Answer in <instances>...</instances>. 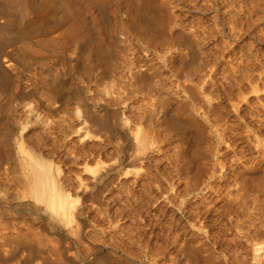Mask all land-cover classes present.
Segmentation results:
<instances>
[{"label":"rangeland","instance_id":"obj_1","mask_svg":"<svg viewBox=\"0 0 264 264\" xmlns=\"http://www.w3.org/2000/svg\"><path fill=\"white\" fill-rule=\"evenodd\" d=\"M176 1V2H175ZM186 1V3H184ZM173 0L174 2V6H178L176 7V11L178 12V18L176 19V26H172V28L168 29V33H167V38L160 40L161 43L159 41L155 42L156 46L154 44L150 45V49L153 50L154 52H156V54L161 55L162 56H153L152 58H150V64L151 67L155 70L159 72V76L156 78V80L159 82V84L163 83L164 84V89L161 93L159 92H152L154 93L153 98H151L150 100H152L153 103H159L161 102L162 98L160 94L163 95H168L169 97V101L171 103L172 107H176V106H186L189 107V111L192 110L195 114V116L197 117V119L199 120V122H201V125H199L198 128L201 129V135H199L197 133L198 129L197 127H192L191 125L188 126L187 128L189 130L186 129L185 131V135L184 138H182V135L176 132L175 129L170 128L168 126H166L161 118L156 115L154 112H159L161 110V112H166L167 109H169V111L167 110V112H170V107L171 106H159L161 105L160 103L157 105L155 104H151V102L147 101V100H143L146 99L144 95V90L141 88V86L135 82L136 85H134V81L132 80V78L129 80H127V83H132V84H127L126 85V91H125V95L127 96L129 93V98L128 101H125L123 104H118L117 105H113V107H110V110H118L120 113V117L122 115L121 118L125 119H121L119 117V119L114 120V122L111 121V124L113 126V128H115V130L113 129L112 131H109L107 129V132L105 131V129L101 130L100 128H96L97 126H93L95 131L93 130L92 125L88 124L87 129H83L82 133L85 135L83 136L81 133V131H79L80 133L78 134L76 132L77 129L76 128V124L73 122L72 123H68L69 125L67 126H71V128L68 129V127H66L67 129L63 128L61 131V129L56 125V123L53 121H48V118L45 119L43 118V122L40 129H37L36 132L34 133L33 136L27 138L26 136L29 135V133H31V129L33 130V127L30 126V123L28 122H24L21 127L18 129V137L20 139L21 145L23 147V149L26 146V149L30 152L33 153H39L42 154L44 156L45 159L49 160V162H51L53 164V166L56 169V186H57V190H58V194L63 196L64 200H61L60 202H62L64 204V207L67 209L66 215L63 217L61 214L58 213L57 208L56 210L53 211V215L54 217L52 218L51 216H49L44 208V204L42 202H37L36 200L28 197L27 195H25L24 191V187L23 184L20 181V176L22 174V171L20 169L19 166L16 167V162L14 161H10L9 160V168L8 166L5 167L7 168V172L5 175L2 174L3 171H1V175H0V209H1V213H0V220L3 221V218L6 220V218L8 220L1 222L0 221V226H2L3 224L4 226H7V228L2 227L3 229H7V230H1L5 233V235H12V236H16L19 235L23 232L27 233L28 232H35L39 234V238L42 239L44 238L45 240H42L40 243V246L42 251H46L48 256L46 257V253L44 254L40 248L39 244L37 245H33L30 247L28 245L25 246V244H21L22 247L18 245H16V248H18V250L16 251L15 248V244L16 242H10V241H4V239L2 241H4L3 244L0 240V242L4 245L2 246V244H0V252L1 255L4 254L2 253L3 250H5L6 253V257H4V262H2L0 260V264H43L44 260H46V263L48 264H62V263H67V264H88L90 261H93L94 258L97 256H101V254L103 255L104 253H106L107 255L110 253V249H111V253L115 256H113V259L111 260V263L114 261H116L115 257H117V259L119 258V260L116 262V264H122L125 260L126 264H192L190 261L186 262H179V257L181 256V258L183 257L180 252L179 248L180 246L184 247L185 245V238L188 239V237H191L193 234L196 235L195 238L198 241H203L204 243H206L208 245L207 249L208 252L203 253L201 256L202 257H206V256H210L212 257V259H210L211 262H209L208 264H264V108H262V106H264V99H262V97H264V83L260 84L257 82V84H253V82L249 85L251 86H246V84H244V82L242 84H240V78L238 77H242V75H251V74H259L260 76L264 75V51L261 50L264 49V43L261 42V40L259 38H257V36L254 35V33L252 32L251 36L246 35L244 36L242 34V30L241 28H243L242 24L240 23L239 20L236 21V23L233 24H228L223 23L224 19L223 17L219 16V20L218 19H212L211 18V13H207V15H203L201 14L199 11V7L200 4L198 2V0H190V3L187 1L189 0ZM201 1V0H199ZM232 2H234V0H231ZM182 2V3H181ZM195 2V3H194ZM229 3V7L234 8L235 10L237 8H239L238 10L241 12L242 8L238 7V1L235 0V2L237 3ZM179 3V4H178ZM199 4V7L197 4ZM201 3V2H200ZM189 6H188V5ZM194 6H193V5ZM197 6H196V5ZM192 5V8H194L197 11H194V9L192 10V8L190 7ZM236 5V7L234 6ZM234 6V7H233ZM198 7V8H197ZM178 8V9H177ZM190 10H189V9ZM181 9V10H180ZM184 10V12H183ZM186 10V11H185ZM179 11H182V13H180ZM237 11V10H236ZM186 12L188 14H186ZM238 12V11H237ZM239 12V13H240ZM181 16H180V15ZM194 14V16H193ZM185 15V16H183ZM192 17H191V16ZM200 15V16H199ZM180 16V17H179ZM182 16L185 18V22L183 21L184 18H182ZM199 16V17H198ZM209 16V17H207ZM194 17L196 18L194 20ZM198 17V18H197ZM205 17V18H204ZM182 18V19H181ZM212 20H211V19ZM221 18V19H220ZM223 18V19H222ZM190 21H189V20ZM201 19V20H200ZM207 19V20H206ZM178 20V21H177ZM180 20V21H179ZM200 22H198V21ZM211 20V24H209L210 26H215L217 24V26L210 27L208 25V22L210 23ZM182 21L184 22V24L182 23ZM196 24L199 25V27L204 28V31H200L201 29L197 30L198 25L194 24V22ZM192 22V23H190ZM198 22V23H197ZM205 22V23H204ZM213 22V23H212ZM221 22V23H220ZM181 23V24H180ZM203 25H200L202 24ZM223 23V24H222ZM183 24V26H182ZM204 24H206L204 26ZM215 24V25H214ZM221 24V25H220ZM227 24V25H226ZM236 24V25H235ZM237 24H240L237 25ZM187 25V26H186ZM191 25V26H190ZM190 26V27H189ZM220 26V27H219ZM228 26V27H227ZM254 26V24L252 25V27ZM178 27V28H177ZM188 27V28H187ZM208 27L210 29H208ZM219 27V28H218ZM231 27V28H230ZM235 27V28H234ZM238 27V28H236ZM182 28V29H181ZM184 28V29H183ZM186 28V29H185ZM193 28V29H192ZM196 28V29H195ZM222 30H221V29ZM230 28V29H229ZM180 29L183 32H185L184 34H186V32H188V35L182 38L181 41H179L178 43H176L173 39L172 41V37L173 33L175 30ZM187 29H189L187 31ZM191 29V30H190ZM214 29V30H213ZM224 29V30H223ZM232 29V30H231ZM233 29H235L236 33L234 37L236 39L230 37L233 33H235L233 31ZM195 30V31H194ZM203 30V29H202ZM217 32H216V31ZM221 30V31H220ZM239 32H238V31ZM170 31V32H169ZM191 31V32H190ZM228 31V33H227ZM230 31H233L230 32ZM257 31V30H256ZM172 32V33H171ZM199 32L200 34H197V37L199 36V38L203 39V40H199V38L196 37V34ZM220 32V33H219ZM224 32V33H223ZM226 32V33H225ZM194 35H192V34ZM203 33V34H202ZM212 33V35H211ZM217 33V34H216ZM231 33V35H229ZM258 33V32H257ZM202 34V35H201ZM210 35V38L208 37V35ZM216 34V36H215ZM172 35V36H171ZM192 35V36H191ZM220 36V37H218ZM229 36V37H228ZM243 36V37H242ZM253 36V39H252ZM133 37V38H132ZM187 37V38H185ZM193 37V38H192ZM207 37V39H206ZM212 37V38H211ZM222 37L224 39H222ZM228 37V39H226ZM251 37V38H250ZM126 39L128 40V42H130L132 47L138 46L139 44H141L142 42L139 39H135L134 36H128L125 35L124 37H122V39ZM130 38V39H129ZM197 38V39H196ZM217 40H222L221 44H223L224 41V45L226 46V48L224 47V45L219 46V42L216 41ZM219 38V39H218ZM245 38V41H244ZM134 39V40H133ZM186 39V40H185ZM196 39V40H195ZM207 41H206V40ZM260 40V42L257 41ZM130 40V41H129ZM189 43H186L188 42ZM193 40V42H192ZM197 40L199 41H203L205 43H200L199 41L197 42ZM231 42H229V41ZM243 40V41H242ZM247 40L249 43H247ZM252 42H251V41ZM255 40V41H254ZM185 41V43H184ZM210 41V42H209ZM211 41L214 43V41L218 42L219 44L217 45L216 43H214V49L213 46L211 44ZM227 41V42H226ZM239 43H238V42ZM133 42V43H132ZM168 42V43H167ZM233 42V43H232ZM242 42V43H240ZM258 44V46L254 47ZM256 42V43H255ZM200 43V44H199ZM235 43V44H234ZM238 43V44H237ZM247 43V44H244ZM250 43H252L253 45H250ZM262 43V44H261ZM166 45V46H161V45ZM184 44V45H183ZM187 44L192 45V46H187ZM238 46H237V45ZM158 45H160L162 48H164L163 50L161 49V47H158ZM209 45H211L209 47ZM236 45V46H235ZM242 47L241 50L240 46ZM247 45V46H245ZM250 45V46H249ZM194 46V47H193ZM197 46V48H195ZM208 46V47H207ZM216 46V47H215ZM219 46V47H218ZM225 49L222 50L223 47ZM252 46V47H251ZM262 46V47H261ZM152 47V48H151ZM155 47V48H153ZM167 50H166V48ZM190 47V48H189ZM192 47V48H191ZM204 47V48H203ZM222 47V48H221ZM234 49H232V48ZM240 47V48H239ZM245 47V48H243ZM247 47V50H246ZM251 47V48H248ZM161 50H158V49ZM181 48V50H180ZM200 50H199V49ZM208 48V49H206ZM220 49V51H218ZM228 48V49H227ZM232 50H230V49ZM254 48L258 49V51H254ZM142 48H140L141 50ZM177 49V50H175ZM180 51H179V50ZM206 49V51H205ZM213 51V52H211ZM217 49V51L215 50ZM250 49V50H249ZM168 51V53L166 51ZM185 50V51H184ZM202 50V51H201ZM209 52H208V51ZM218 52V54L216 55L215 52ZM230 50V51H229ZM252 50L253 53L257 52L256 55L255 53L252 54ZM160 51V52H159ZM184 51V52H182ZM195 51V52H194ZM205 51V53H204ZM226 51V52H225ZM236 51V53L234 52ZM241 51V52H238ZM251 51V52H250ZM202 52V53H201ZM211 52V53H210ZM223 52V54H222ZM226 55H225V53ZM243 52V53H242ZM245 52V54H244ZM176 53V54H175ZM179 53L183 54L185 57L184 60V67H175L173 66V63L170 64L167 63L166 61H164V57L165 56H171L172 55H178ZM195 53V54H194ZM210 53V54H209ZM213 53V54H212ZM222 55H221V54ZM241 53V54H240ZM165 54V56H164ZM205 54V55H204ZM216 55L215 57L212 55ZM233 54V55H232ZM241 56L246 55L249 56L247 58L243 56L240 58L239 55ZM260 54V55H259ZM191 55L194 59V61L192 60ZM202 57H201V56ZM207 55V58H206ZM228 55L227 58L224 57ZM235 55V56H234ZM251 55V56H250ZM253 55V56H252ZM196 56V57H195ZM231 56V57H229ZM238 57L240 59H238L236 57V60L234 57ZM257 56V58H255ZM161 57V58H160ZM201 57V58H200ZM205 57V58H204ZM212 59H211V58ZM214 57V58H213ZM223 57V58H222ZM234 58V59H230V58ZM251 57V58H250ZM261 57V62L260 59ZM196 58V60H195ZM204 58V59H203ZM220 58V59H219ZM253 58V59H252ZM155 59V60H154ZM192 60V62L190 60ZM199 59V60H198ZM203 61H202V60ZM214 59V60H213ZM223 59V60H221ZM252 59V60H251ZM201 60V61H200ZM206 60V61H205ZM227 60V61H226ZM240 60V63H238L237 61ZM249 60V61H248ZM254 60V61H253ZM154 61V62H153ZM158 61V63H157ZM190 63H189V62ZM213 61V62H212ZM216 61H218L216 63ZM223 61V62H222ZM237 62V64H235V62ZM248 61V62H247ZM157 64H156V63ZM194 62V63H193ZM200 62V63H199ZM206 62V63H205ZM207 62L213 64V65H207ZM215 62V64H214ZM221 62V63H220ZM228 62V63H227ZM234 62V63H232ZM246 62V63H244ZM256 62V63H255ZM165 63V64H164ZM192 63V64H191ZM199 63V64H198ZM204 63V64H203ZM221 65H220V64ZM227 63L229 64L231 67L233 64L234 68V64L235 67H240L238 68L239 70H241L242 73H240V71L237 68H234L233 71H229L227 72L228 74L223 76L226 73H223L225 71L229 70V65L228 66H224V64ZM249 63V65H248ZM251 63V65H250ZM253 63V64H252ZM167 64V66H166ZM190 64V65H187ZM225 64V65H227ZM245 64L247 66H245ZM153 65V66H152ZM161 65V66H160ZM207 65V67L205 66ZM216 65V66H215ZM220 65V67H219ZM238 65V66H236ZM258 68H256V66ZM261 65V66H260ZM155 66V67H154ZM159 68H158V67ZM209 66V67H208ZM224 66V68H223ZM247 67L246 69H242L243 67ZM249 66V68H248ZM188 67V68H186ZM215 67V68H213ZM220 69H218V68ZM222 67V68H221ZM228 67V68H227ZM261 67V68H259ZM157 68V69H156ZM163 68V69H162ZM176 68V69H175ZM194 68V70H193ZM201 68V69H200ZM207 68H211V69H207ZM213 68V69H212ZM226 68V69H225ZM231 68V69H232ZM256 68V69H255ZM176 70V72L173 71ZM198 69V70H197ZM207 69V70H205ZM222 69V71H221ZM225 69V70H224ZM228 69V70H227ZM249 71H248V70ZM255 69V70H254ZM161 70V71H160ZM199 70H203L201 73ZM210 70L211 73H210ZM214 70V71H213ZM217 70L219 72H217ZM163 71V72H162ZM197 71L199 73H197ZM207 71V72H206ZM237 71V72H235ZM259 71V72H258ZM151 72V71H150ZM195 72V73H194ZM206 72V74L204 73ZM210 74H209V73ZM222 72V73H220ZM235 72V73H232ZM255 72V73H254ZM149 73V72H148ZM163 73V74H162ZM171 73V74H170ZM216 73V74H214ZM231 76H230V74ZM237 73V74H236ZM167 74V75H166ZM209 74V75H208ZM219 74V75H217ZM235 74V75H234ZM162 75V76H161ZM168 77H166V76ZM196 75V76H195ZM201 77H199V76ZM204 75V76H203ZM208 80H207V78ZM212 75V76H210ZM216 77H214V76ZM233 75V77H232ZM238 75V76H236ZM197 77V79L195 77ZM219 76V77H218ZM229 76V77H226ZM236 76V77H235ZM165 77V78H164ZM171 77V78H170ZM199 77V79H198ZM204 77V78H202ZM211 79H210V78ZM223 77V79H221ZM225 78H228L226 81L224 80ZM264 77V76H262ZM163 78V79H162ZM168 78V79H167ZM194 80H193V79ZM206 78V79H205ZM215 78V80L213 79ZM231 78V79H229ZM235 78V79H233ZM162 79V80H160ZM167 79V80H165ZM171 79V80H170ZM176 79V80H175ZM184 81H183V80ZM203 79L204 83L201 81ZM219 79V81H217ZM238 79V81H237ZM174 80V82H172ZM179 80V82H177ZM183 82H182V81ZM201 81V84H199V82ZM205 80H207L205 82ZM213 80V81H212ZM223 80V83L226 82L225 84H227V82L230 80L231 82H228L227 85H223V83H221ZM237 82H236V81ZM162 81V82H160ZM168 81V83H167ZM171 81V84H170ZM176 81V83H175ZM180 81L183 83H180ZM194 81V82H192ZM212 81V82H211ZM191 82V83H190ZM209 82V83H208ZM217 82V83H216ZM235 84H231L234 83ZM256 82V81H255ZM166 83V84H165ZM173 83V84H172ZM198 83V84H197ZM215 83V85L213 84ZM219 83V84H218ZM239 83V84H238ZM168 84V85H167ZM195 84V85H194ZM218 84V85H217ZM253 84V85H252ZM132 87H131V86ZM165 85H167V88ZM170 85V86H169ZM187 85H189L187 87ZM191 85V86H190ZM192 85H193V89H192ZM198 85V87H196ZM217 85V86H216ZM221 85V86H220ZM231 87H230V86ZM233 85V86H232ZM235 85V86H234ZM254 85L256 86V90H254ZM258 85V86H257ZM261 85V86H260ZM130 86V87H128ZM133 86L135 87L136 90H134ZM161 86V85H160ZM176 86V87H175ZM179 86V87H178ZM185 86V87H184ZM208 86V87H207ZM215 86L217 88V92H216V88L214 89ZM228 88H227V87ZM253 86V88H252ZM180 89H178V88ZM189 87H191V89H189ZM195 87V88H194ZM219 87L221 89H223V92L221 90H218ZM225 87V88H224ZM241 87L243 89H241ZM133 88V90L131 89ZM162 88V86H161ZM188 88V89H187ZM208 88V89H207ZM232 90H230V89ZM236 88V91H235ZM240 88V89H239ZM248 88V90L246 91V89ZM253 89L250 91V95H248L247 93H249V90ZM133 91H131V90ZM173 89L176 90L175 92H173ZM184 89V90H183ZM231 91V92H229ZM172 90V91H171ZM178 90V91H177ZM180 90V91H179ZM189 90V91H188ZM193 90V91H190ZM209 90V91H208ZM225 90V91H224ZM237 90H239V92H237ZM262 90V91H261ZM129 91V92H127ZM131 91V92H130ZM136 91V92H135ZM161 91V90H160ZM188 91V92H187ZM228 91V92H227ZM244 91V92H243ZM135 92V93H134ZM141 92V93H140ZM143 92V93H142ZM181 92V94H180ZM193 92H195L194 94L195 97L197 96L199 98V100H197V97L194 98V95L192 94ZM226 92V93H224ZM234 92H237L236 95L237 98H239L240 100L244 97L246 99H242L240 102L239 100L237 101L236 99V95ZM246 92V94H244ZM254 92V93H253ZM140 93V94H138ZM165 93V94H163ZM172 93V94H171ZM174 93V94H173ZM180 95H179V94ZM198 93V94H197ZM234 93V94H232ZM242 95H240V94ZM258 93V95H257ZM131 94V95H130ZM136 94V95H135ZM143 94V95H142ZM176 94V95H175ZM178 94V97H176ZM217 96H216V95ZM222 94V96H221ZM253 94V95H252ZM255 94V95H254ZM262 94V95H261ZM124 95V97H125ZM166 95V96H167ZM215 95V96H214ZM218 95L220 97H218ZM234 98L236 99H231L230 98ZM247 95V96H246ZM253 97H252V96ZM260 95L262 96L261 98ZM140 96V97H139ZM142 96V97H141ZM163 96V97H166ZM172 96V97H171ZM182 96V98H181ZM225 96V97H224ZM227 96V97H226ZM243 96V97H242ZM258 96V97H257ZM132 97V98H131ZM137 97V98H136ZM229 97V98H228ZM242 97V98H240ZM252 97V98H251ZM256 97V98H255ZM138 98L141 99L142 101L141 104L136 103L138 102ZM175 98V99H174ZM179 98V100H178ZM192 98H194L195 100H193ZM213 98V99H212ZM224 98V99H223ZM228 98V99H227ZM259 98V99H257ZM131 99V100H130ZM137 99V100H136ZM227 99V100H226ZM250 99V100H249ZM254 99V102H252ZM127 100V99H126ZM133 100V102H132ZM178 100V102H177ZM214 100V101H213ZM224 102H222V101ZM226 100V101H225ZM233 100V101H230ZM235 100V101H234ZM247 100V101H246ZM252 100V101H251ZM259 100V101H258ZM20 101V100H18ZM136 101V102H135ZM147 101V102H144ZM173 101H175L173 103ZM221 101V102H220ZM237 101V102H236ZM243 101V102H242ZM251 101V102H250ZM256 101V102H255ZM261 101V103H260ZM149 102V103H148ZM189 102V104H187ZM199 102V103H198ZM232 102H236V103H232ZM239 102V103H238ZM249 102V103H248ZM259 102V104L257 103ZM130 103V104H129ZM145 104L144 105L142 104ZM148 103V104H147ZM221 103V104H220ZM252 105H251V104ZM257 105H256V104ZM127 104V105H126ZM138 106H137V105ZM246 104V105H245ZM132 106V108L134 109H130ZM136 105V106H135ZM151 110H150V106ZM225 105V106H224ZM241 105V106H240ZM244 105V106H243ZM250 105V107H249ZM254 105V107H253ZM262 105V106H260ZM127 106V108H126ZM144 108H143V107ZM149 106V107H148ZM159 106V107H158ZM193 106V107H192ZM243 106V107H242ZM248 106V108L246 109V107ZM252 106V107H251ZM259 106V107H258ZM130 107V108H129ZM138 107V108H136ZM162 107V108H161ZM168 107V108H167ZM222 107V108H221ZM228 107V108H227ZM242 107V108H241ZM256 107V108H255ZM258 107V109H257ZM149 109L150 111L146 110ZM153 108V109H152ZM159 110V111H157ZM161 108V109H159ZM239 108V109H237ZM244 108V109H243ZM255 108V110H253ZM262 108V109H261ZM126 109V110H125ZM128 109V110H127ZM138 109V110H137ZM155 109V111H154ZM163 109V110H162ZM218 109V111H217ZM228 109V110H227ZM237 109V110H236ZM251 109V110H250ZM258 111H257V110ZM79 109L75 106L73 108V112L74 111H78ZM125 110V112H124ZM141 110V111H140ZM222 112H221V111ZM232 110V111H231ZM246 110H248L247 112H245ZM262 110V112H261ZM148 113H147V112ZM244 111V113H243ZM251 111L253 112L252 114ZM258 113H257V112ZM127 112V113H126ZM132 112V113H130ZM143 112V113H142ZM153 112V114H152ZM200 112V113H199ZM127 114L128 116H126L125 114ZM130 113V114H129ZM137 113L139 117H134L135 115L137 116ZM151 113V116L149 115ZM240 113V114H239ZM241 113L243 115L249 114L250 116H255L253 118V120L255 122H253V120L251 121V117L249 115L243 116L241 115ZM257 113V114H256ZM261 113V114H260ZM132 114L134 116H132ZM140 114H144V116H140ZM239 114V115H238ZM259 114V115H258ZM131 115V116H129ZM146 115V116H145ZM157 117H156V116ZM221 115V116H220ZM242 117H241V116ZM224 116V117H222ZM259 116H262L261 118ZM128 117V118H127ZM130 117V118H129ZM131 117H133L132 121H130ZM141 117V118H140ZM145 117V118H144ZM235 117V118H234ZM245 117V118H244ZM247 117V119H246ZM250 117V118H249ZM256 117H259V119H256ZM54 118H50V120H52ZM147 121H146V120ZM159 119V120H158ZM213 119V120H212ZM249 119V120H248ZM47 120V121H46ZM136 120V121H135ZM154 120V121H153ZM229 120V121H228ZM248 120V122H247ZM262 122H261V121ZM122 121H125V123H123ZM145 121V122H144ZM150 123H149V122ZM214 121V122H213ZM232 121V122H231ZM49 122V123H48ZM119 122V123H118ZM143 122V123H142ZM261 122V124H260ZM47 123V124H46ZM123 123L124 127H126V129L122 126ZM132 123V124H131ZM254 123V124H253ZM71 124V125H70ZM118 124V125H117ZM137 124V125H136ZM253 124V125H252ZM45 125L48 126V129L45 128ZM56 125V126H55ZM76 125V126H74ZM117 125V126H115ZM121 125V126H119ZM146 126V129L145 128ZM50 126V127H49ZM74 129L73 130V127ZM138 126V127H137ZM260 126V127H259ZM31 127V128H30ZM55 127V128H54ZM58 127V128H57ZM78 127V126H77ZM120 127V128H119ZM134 127V128H133ZM230 127V128H229ZM258 127V128H257ZM27 128V129H26ZM45 128V130H44ZM51 128V129H50ZM122 128V129H121ZM130 128V129H129ZM139 128V129H138ZM229 128V129H228ZM58 129V130H56ZM91 131L90 132L88 131ZM98 129L101 130L98 131ZM117 129V131H116ZM125 129V130H124ZM135 129V130H134ZM170 129V130H169ZM218 129V130H217ZM260 129V130H259ZM30 130V131H29ZM44 132H42V131ZM67 130V131H65ZM85 130V132H84ZM87 130V131H86ZM98 132H97V131ZM129 130V131H128ZM130 130L132 131L130 134H128L130 137V141L128 139V135L127 133L130 132ZM139 130V131H138ZM150 130V132H149ZM234 130V131H233ZM26 131V132H25ZM47 131V132H45ZM49 131V132H48ZM54 131V132H53ZM58 131V132H57ZM61 131V132H60ZM68 131L70 132L68 133ZM114 131V133L112 134V132ZM122 131V132H121ZM125 131V133L123 132ZM238 131V132H237ZM242 131V133H241ZM259 131V132H258ZM22 136H21V134ZM41 132V134H40ZM74 132V134L72 133ZM87 132H89L87 134ZM95 134H93V133ZM111 132V133H110ZM120 134H118V133ZM144 132V133H143ZM160 132V133H159ZM191 132V133H190ZM218 132V133H217ZM226 132H228L226 134ZM39 133V135H38ZM43 133V134H42ZM67 133V134H66ZM110 133V134H109ZM122 133V134H121ZM187 133V134H186ZM195 134L193 136V134ZM232 133V134H231ZM234 133V134H233ZM237 133V134H236ZM25 134V135H24ZM28 134V135H27ZM46 134V136H45ZM51 134V135H50ZM65 134L67 139L65 138ZM70 134V135H69ZM73 134V135H72ZM76 136L79 135V136ZM103 134V136H102ZM138 134V135H136ZM145 134V135H144ZM160 134V135H159ZM190 134V135H188ZM198 134V135H196ZM226 134V135H225ZM24 135V136H23ZM50 137H47L49 136ZM55 137H54V136ZM72 135V136H71ZM93 135V136H91ZM95 135V136H94ZM97 135V136H96ZM99 135V136H98ZM112 135V136H111ZM116 135V136H115ZM124 135V137H123ZM145 137H144V136ZM188 135V136H187ZM223 135V136H222ZM225 135V137H224ZM235 135V136H234ZM237 135V136H236ZM80 136H83V139L80 138ZM88 136L91 138H88ZM102 136V137H101ZM107 136V137H106ZM115 136V137H114ZM117 136H119L120 138H118ZM191 136V137H190ZM233 138H232V137ZM47 139H46V138ZM61 140H59L60 138ZM100 137V138H99ZM105 137V138H104ZM247 137V138H246ZM35 138H39L38 140ZM55 138V139H54ZM59 138V139H58ZM71 138V139H70ZM76 141H75V139ZM95 140H94V139ZM102 138V140H101ZM105 140H104V139ZM127 138V139H125ZM145 138V140H144ZM159 138V139H158ZM187 138V139H186ZM190 138H194V142H192L193 140ZM198 138V139H197ZM201 140L207 145V150L208 151V155L205 159L201 160V163L197 164V163H190V164H184L182 161L183 159H181L180 157V151L182 150V148L189 149L190 147V142L192 143V145L195 143V141L197 140ZM231 138V139H230ZM34 139V141H33ZM45 139V140H43ZM48 139H50L48 141ZM58 139V140H56ZM78 139V140H77ZM86 139V140H85ZM111 139V140H109ZM137 139V140H136ZM145 143H144V141ZM183 139V140H182ZM25 140V141H24ZM33 144V146H31V144L28 141ZM54 140V141H52ZM85 140V141H84ZM91 140V142H90ZM147 140V141H146ZM250 140V141H249ZM253 140V141H251ZM33 141V142H32ZM38 141V142H37ZM51 141V142H50ZM58 141V142H56ZM69 141V142H67ZM71 141H73V143H71ZM83 145H81L79 142ZM87 141V143H86ZM93 141V142H92ZM97 141V142H96ZM107 141V142H106ZM109 141V142H108ZM128 141L129 144L128 145ZM132 141V142H131ZM143 141V142H141ZM158 141V142H157ZM160 141V142H159ZM172 141V142H171ZM178 141V142H177ZM206 141V142H205ZM231 141V142H230ZM234 141V144L233 142ZM237 141V142H236ZM26 142V143H25ZM37 142V143H36ZM42 142V143H41ZM99 142V143H98ZM101 142V144H100ZM109 145L110 142L111 144L109 146L106 147V143ZM134 142V143H133ZM148 142V143H147ZM171 142V143H170ZM39 143H41L43 149L41 148V145H39ZM47 143H49L50 145H48ZM54 143V144H53ZM61 143V144H60ZM71 147L74 146L75 148L69 147L70 145ZM78 143V144H77ZM94 143V144H93ZM134 145H133V144ZM153 143V144H152ZM176 143V144H175ZM178 143V144H177ZM189 143V145H188ZM209 145H208V144ZM247 143V144H246ZM24 144V145H23ZM27 144V145H26ZM30 144V145H29ZM36 144V145H35ZM53 144V145H51ZM62 145L63 147H59L58 145ZM68 144V149L70 150L69 152L66 151L68 149L67 145ZM85 144V145H84ZM90 144V145H89ZM93 146H92V145ZM97 146V149L95 148ZM104 144V150H102V146ZM106 144V145H105ZM124 144V146H123ZM137 144V146L135 145ZM147 144V145H146ZM166 144V145H165ZM258 144V145H257ZM34 145L37 147L35 148ZM39 145V146H38ZM45 145V146H43ZM88 145V146H87ZM100 145V146H99ZM112 145L114 147H112ZM116 145V148H115ZM126 145V146H125ZM142 145V147H141ZM174 145V146H173ZM233 145V146H231ZM240 145V146H239ZM52 146V147H51ZM56 146H58L56 148ZM91 146V148H90ZM130 148H128V147ZM161 146V147H160ZM178 146V147H177ZM185 146V147H184ZM236 146V147H235ZM242 146V147H241ZM247 146V148H246ZM48 147V148H47ZM54 147L56 149H54ZM79 147V149H77ZM83 149H82V148ZM87 150H86V148ZM94 147V148H92ZM100 147V148H99ZM111 147V149H110ZM122 147H124V149H122ZM132 147H136V149L132 148ZM145 147L147 148L145 150ZM157 147V148H155ZM177 147V148H176ZM208 147H210L208 149ZM46 148V149H45ZM51 148V149H50ZM66 150H65V149ZM81 148V149H80ZM89 148V150H88ZM109 150H107V149ZM127 148V151L126 149ZM143 148V152L142 150H138ZM150 150H149V149ZM160 148V149H159ZM233 148V149H232ZM24 149V150H26ZM49 149V150H48ZM61 149V150H60ZM75 150L71 153L72 150ZM94 149V150H91ZM96 149V151H95ZM99 149V150H98ZM101 149V150H100ZM116 149V150H115ZM134 149V151H132ZM164 149V150H162ZM169 149V150H168ZM181 149V150H180ZM240 149V150H239ZM245 149V150H244ZM259 149V150H258ZM35 150V151H34ZM45 150V152H44ZM51 150V151H50ZM58 150V151H56ZM63 150V151H62ZM85 150V151H84ZM112 150V151H110ZM118 150V152H117ZM120 150V151H119ZM129 150V151H128ZM234 150V151H233ZM50 151V152H49ZM53 151V153H52ZM78 151V152H77ZM86 152L84 155V152ZM95 151V152H93ZM103 151H105V153H103ZM127 154H126V152ZM142 152L143 154H145L144 156L142 154H140L139 152ZM169 151V152H168ZM179 151V152H178ZM238 151V153H237ZM260 151V152H259ZM43 152L46 154L44 155ZM49 154H48V153ZM65 152H68L67 154ZM77 152V153H76ZM83 152V153H82ZM89 152V153H88ZM93 152V153H92ZM99 152V153H98ZM110 152V153H109ZM124 152V153H123ZM57 153V154H56ZM61 153V154H60ZM66 154V155H62V154ZM69 153L71 154L69 155ZM73 153L74 155L79 156V159L81 157L82 160L79 161V164H75L72 163L71 161H73ZM76 153V154H75ZM98 153V154H97ZM131 153V155H130ZM138 153H139V157H138ZM260 153V154H258ZM82 154V155H81ZM93 154V155H91ZM94 154L98 155V156H94ZM102 157H101V155ZM107 156H105V155ZM126 154V155H125ZM228 154V155H227ZM251 154V155H250ZM48 155V156H47ZM56 155V156H55ZM68 155V156H67ZM81 155V156H80ZM109 155V156H108ZM139 158H137L136 157ZM142 155V156H141ZM179 155V156H178ZM227 155V156H226ZM250 155V156H249ZM62 158H59L61 157ZM65 156H67V159ZM89 156V157H87ZM93 156V157H91ZM126 156V157H125ZM129 156V157H128ZM151 156V157H150ZM88 159H87V158ZM94 159H91V158ZM101 157V158H100ZM106 157V158H105ZM116 157V158H115ZM122 157V158H121ZM126 159H124V158ZM156 157V158H155ZM166 157V158H165ZM241 157V159H240ZM97 158V159H96ZM144 160H142V159ZM222 158V160H221ZM225 160H224V159ZM234 158V159H233ZM259 158V159H258ZM56 159V160H54ZM90 159V160H89ZM97 161H96V160ZM115 159V160H114ZM151 159H153L151 161ZM161 159V160H160ZM173 159V160H172ZM67 160V161H65ZM88 160V161H87ZM94 160V161H93ZM121 160H126L125 162ZM134 160V161H133ZM137 160V162H135ZM147 160V161H146ZM159 162H158V161ZM251 160V161H250ZM254 160V161H253ZM63 161V162H62ZM65 161V162H64ZM90 161V162H89ZM115 161V162H113ZM130 163H129V162ZM157 161V162H156ZM250 161V163H248ZM58 162V163H57ZM83 162H85L83 164ZM93 162V163H92ZM105 162V163H104ZM108 162V163H107ZM137 164H135V163ZM215 162V163H214ZM230 162V163H229ZM233 162V163H232ZM238 162V163H237ZM254 162V163H253ZM57 163V164H56ZM90 163V164H88ZM114 163V164H113ZM116 163V164H115ZM133 163V164H131ZM149 165H148V164ZM168 163V164H167ZM228 163V164H227ZM247 163V164H246ZM56 164V165H55ZM62 164V165H61ZM64 164V165H63ZM87 164V165H86ZM105 166H104V165ZM124 164V165H123ZM140 164V165H138ZM159 164V165H158ZM192 164V165H191ZM217 166V164L219 165V168H215L214 170V165ZM250 164V165H249ZM67 165V166H65ZM80 167H79V166ZM97 169V172L95 168ZM97 165V166H96ZM112 165L114 168H116L118 170V173L113 175L114 177H111L112 179H115L113 181H110L109 178L108 180L110 182H113L112 184L108 181L106 182V184H104L103 186L97 184L95 188H92V186L88 185L90 182V180L93 179V177L95 176V173H101L104 174L106 170V168L108 166ZM116 165V167L114 166ZM128 165V166H127ZM130 165V166H129ZM134 165V166H132ZM143 165V168H142ZM167 165V166H166ZM170 165V166H169ZM196 165L198 167H196ZM206 165V166H205ZM226 165V167H225ZM249 165V166H248ZM254 167H252V166ZM61 166V167H60ZM75 168H74V167ZM87 166V167H86ZM89 166V167H88ZM111 166V167H112ZM123 166V167H122ZM154 166V167H153ZM192 166V167H191ZM201 166L202 169L199 167ZM213 166V168H212ZM241 170L243 172H245L244 174L246 175V177L242 178V181H234L230 182L229 179L227 178V174L225 175V173L227 171L232 170L233 168ZM65 167V168H64ZM69 167V168H68ZM83 167V168H82ZM93 168L94 171H92L91 169ZM156 167V168H155ZM223 167V168H222ZM71 168V169H70ZM73 168V169H72ZM76 168H80L81 171L84 172V168H85V172H81L79 169ZM145 168V169H144ZM150 168V169H149ZM160 168V169H159ZM162 168V169H161ZM173 168V170H172ZM175 168V170H174ZM186 168V169H185ZM188 168L190 170H188ZM195 168H200L201 171L197 170L196 173ZM205 168V169H204ZM232 168V169H231ZM242 168V169H241ZM20 170V175L18 173V171ZM70 169V170H68ZM75 169V171H74ZM123 169V170H122ZM125 169V170H124ZM137 169V170H136ZM150 172H149V170ZM204 169V170H203ZM211 171H210V170ZM218 169V171H217ZM222 169V170H220ZM11 170V171H9ZM79 170V171H77ZM90 170V171H89ZM122 173H119L121 172ZM180 170V171H179ZM213 170V171H212ZM64 171H66L64 173ZM69 171V172H68ZM71 171V172H70ZM74 171V172H73ZM101 171V172H99ZM125 171V174H123V172ZM127 171V173H126ZM129 171V172H128ZM171 171V172H170ZM176 171V172H175ZM215 173H211L214 172ZM10 172V173H9ZM78 172V173H77ZM95 172V173H94ZM132 172V173H131ZM75 173V174H74ZM83 173V174H82ZM93 173V174H92ZM140 173V174H139ZM150 173V174H149ZM170 173V174H169ZM189 173V174H188ZM193 173L194 175L198 176L193 177ZM247 173V174H246ZM64 174V175H63ZM86 174V175H85ZM129 174V175H127ZM131 174V175H130ZM142 174V175H141ZM144 174V175H143ZM168 174V175H167ZM185 174V175H184ZM192 174V175H191ZM211 174V175H210ZM249 174V175H248ZM147 175L145 178H143V176ZM152 175V176H151ZM156 175V176H154ZM175 175V176H174ZM213 175V176H212ZM244 175V176H245ZM81 176V177H80ZM87 176V177H86ZM142 176V177H141ZM184 176V177H183ZM222 176V177H221ZM261 176V177H260ZM7 177V179L5 178ZM10 177V179L8 178ZM63 177L65 179H63ZM75 177V179H74ZM81 179H80V178ZM130 177V178H129ZM151 177H155V181L153 178ZM168 177V178H167ZM172 177V178H171ZM203 177V178H202ZM62 178V180L60 179ZM70 182H69V179ZM83 178V179H82ZM87 178V179H86ZM118 180H117V179ZM121 178V179H120ZM136 178V179H135ZM138 178V179H137ZM143 178V181L146 182L147 181L150 182V185L147 184L149 182H144L141 181ZM151 178V179H150ZM193 178V179H192ZM2 179V180H1ZM67 179V180H66ZM72 179V180H71ZM89 179V181H88ZM123 179V180H122ZM131 179H133L131 181V183L129 182L128 184H126V182H128V180L130 181ZM249 179V180H248ZM261 179V180H260ZM63 180L65 181V183L63 182ZM74 180V181H73ZM137 182H136V181ZM139 180V181H138ZM153 180V181H152ZM170 180V181H169ZM172 180V181H171ZM203 180V182H202ZM210 180V181H209ZM217 180V181H216ZM72 181V182H71ZM157 181V183H156ZM169 181V182H168ZM194 181V182H191ZM201 181V182H200ZM229 181V182H228ZM245 181V182H244ZM92 182V181H91ZM121 182V185H125L126 187H122L121 185H119ZM153 182V183H151ZM155 182V184H154ZM178 182V183H177ZM210 182V183H209ZM214 182V183H213ZM251 182V183H250ZM2 183V184H1ZM20 183V184H19ZM77 185H76V184ZM110 183V184H109ZM118 183V184H116ZM133 183H137L136 186ZM140 183V184H139ZM143 183V184H141ZM176 183V184H175ZM212 183V184H211ZM258 183V184H257ZM63 184V185H62ZM69 184V185H67ZM75 184V185H74ZM82 184V190L85 192V196H82L81 194V190L79 189H75L76 187H79V185ZM109 184V186L107 185ZM114 184V185H113ZM153 184V186H151ZM158 184V185H157ZM194 184V186H193ZM203 184V185H202ZM209 184V185H208ZM211 184V185H210ZM226 184V186H225ZM67 185V186H66ZM74 185V186H73ZM99 185V186H98ZM112 185L115 187L113 188ZM118 185V186H117ZM131 185V186H130ZM141 188H140V186ZM144 185L147 187L144 188ZM156 185V186H155ZM160 185V186H159ZM208 185V186H207ZM217 185V186H216ZM223 185V187H222ZM18 186V187H17ZM67 188H66V187ZM101 186V187H100ZM121 186V187H120ZM139 186V187H137ZM143 186V187H142ZM155 186V187H154ZM167 188H166V187ZM260 186V187H259ZM105 187V188H104ZM111 187V188H110ZM119 187V188H118ZM154 189H152V188ZM160 187V188H158ZM183 187V188H182ZM217 187V188H216ZM222 187V188H221ZM103 188L106 190H103ZM113 190H110L112 189ZM128 188V190H127ZM132 188V189H131ZM136 188V190H135ZM140 188V189H137ZM164 188V189H161ZM196 188V189H195ZM198 188V189H197ZM215 188V189H213ZM219 188V190H218ZM256 188V190L254 189ZM23 189V191H22ZM72 189V190H71ZM97 189V190H95ZM109 189V190H108ZM144 191V195L142 193V191ZM144 189V190H143ZM149 189H151L149 191ZM161 189V190H160ZM232 189V190H231ZM235 189V190H234ZM103 190V193L102 191ZM120 190V192L118 191ZM124 190V191H123ZM132 190V191H130ZM138 190V191H137ZM153 190V191H152ZM164 190V191H163ZM78 191L80 192V194L78 193ZM91 193H90V192ZM95 191L96 199L100 198L98 200V204L95 205V203H97V200H94V197H92V193ZM101 191V192H100ZM118 191V192H117ZM141 191V192H140ZM152 191V192H151ZM235 191V192H234ZM23 192V193H21ZM88 192V195L87 193ZM132 192V193H131ZM136 192V193H135ZM139 192V193H138ZM148 192V193H147ZM150 192V194H149ZM163 192V193H161ZM182 192V193H181ZM191 192V193H190ZM203 192V193H202ZM226 192V193H225ZM233 192V193H232ZM5 193V194H4ZM112 193V195H111ZM116 193V194H115ZM128 193V195H127ZM147 197H145L146 195ZM154 193V194H152ZM157 193V194H156ZM166 193V194H164ZM190 193V194H189ZM229 193V194H228ZM236 193V194H235ZM10 194V195H9ZM23 194V196H22ZM91 194V195H90ZM93 193V195H95ZM110 194V195H109ZM120 194V196L118 195ZM126 194V195H125ZM136 194V195H134ZM139 194V195H137ZM152 194V195H151ZM181 194V195H180ZM186 194V195H185ZM221 194V195H220ZM234 194V195H233ZM245 194V195H244ZM260 194V195H259ZM99 195V196H98ZM130 195V196H129ZM153 196V199L150 197ZM212 195V196H211ZM229 195V196H228ZM231 195V196H230ZM89 196V197H88ZM92 198H91V197ZM103 196V197H102ZM111 196H115L114 198ZM118 198H117V197ZM130 198H129V197ZM139 196V198H138ZM157 196V197H155ZM202 196V197H201ZM210 196V197H208ZM233 196V197H232ZM89 198V199H85V198ZM109 197V198H108ZM126 197V198H125ZM132 197H135L133 199H131ZM149 197V199H148ZM155 197V198H154ZM192 197V198H191ZM226 197V198H225ZM228 197V198H227ZM30 198V199H29ZM117 198V199H116ZM152 200H151V199ZM157 198V200L155 201V199ZM204 198V199H202ZM211 198V199H209ZM230 198V200H229ZM85 199V200H84ZM94 201H91V200ZM102 199L104 201H102ZM123 199V200H122ZM131 199V200H130ZM142 199V200H141ZM148 201H147V200ZM173 199V200H172ZM214 199V200H213ZM236 200L234 202V200ZM259 199V200H257ZM260 199L261 202H260ZM154 200V201H153ZM163 200V201H162ZM210 200V201H209ZM227 200V201H226ZM90 201V202H89ZM107 201V202H106ZM126 201V202H125ZM132 201V203H131ZM136 201V202H135ZM142 201V202H141ZM145 201V202H144ZM150 202V204H148ZM199 201V202H198ZM239 201V203H238ZM89 202V203H88ZM92 202H94L92 204ZM115 202V203H114ZM124 202V203H123ZM142 205H141V203ZM153 202V203H152ZM259 202V203H258ZM87 203V204H86ZM113 203V204H112ZM139 203V204H137ZM146 206H145V204ZM152 203V204H151ZM165 203V204H163ZM257 203V204H256ZM72 204V205H71ZM118 204V205H117ZM225 204V205H224ZM260 204V205H259ZM89 205V206H88ZM195 205V206H194ZM223 205V206H222ZM230 205V206H229ZM247 205V206H246ZM262 205V207H261ZM75 206V207H74ZM86 206V207H85ZM117 206V207H116ZM124 206V207H123ZM134 206V207H133ZM226 206V207H225ZM238 206V207H237ZM250 206V207H249ZM94 207V208H93ZM99 207V208H98ZM102 207V208H101ZM173 207V208H172ZM186 207V208H185ZM189 207V208H188ZM198 207V208H197ZM259 207V208H258ZM261 207V208H260ZM78 208V209H77ZM115 208V210H114ZM217 208V209H216ZM222 208V209H221ZM74 209L76 210L77 214H73ZM86 209V211H84ZM94 209V210H93ZM101 209V211H100ZM123 209V210H122ZM130 209V210H129ZM140 209V210H139ZM161 209V210H160ZM210 209V210H209ZM4 210V211H2ZM37 210V211H36ZM139 210V211H138ZM144 210V212H143ZM148 210V212L146 211ZM97 211V212H96ZM113 211V212H112ZM160 211V212H159ZM169 211V212H168ZM192 211V212H191ZM226 211V212H225ZM81 212V213H80ZM95 212V213H94ZM115 212V213H114ZM129 212V213H128ZM150 212V213H149ZM201 212V213H200ZM257 212V213H256ZM131 213V215H129ZM144 213V214H143ZM191 213V214H190ZM261 215H260V214ZM5 214V215H4ZM7 214V215H6ZM81 214V215H80ZM98 214V215H97ZM111 216H110V215ZM127 214V215H126ZM139 214V215H138ZM149 214V215H148ZM81 217H80V216ZM92 215V217H91ZM169 217H168V216ZM190 217H189V216ZM195 215V216H194ZM250 215V216H249ZM167 216V217H166ZM256 216V217H255ZM112 217V218H111ZM117 217V218H116ZM125 217V218H124ZM162 217V218H161ZM177 217V218H176ZM215 217V218H214ZM231 217V218H230ZM244 217V218H243ZM10 218V219H9ZM63 218V219H62ZM103 218V219H102ZM105 218V220H104ZM123 218V219H122ZM192 218V219H191ZM253 218V219H252ZM258 218V219H257ZM80 219V220H79ZM93 219V221H92ZM133 219V220H132ZM144 219V220H143ZM201 219V220H200ZM79 220V221H78ZM82 220V221H81ZM104 220V221H102ZM131 220V221H130ZM169 220V221H168ZM193 220V221H192ZM233 220V221H232ZM15 221V222H14ZM153 221V222H151ZM254 221V222H253ZM12 222V223H11ZM79 222V223H78ZM85 222L83 225L82 223ZM97 222V224H96ZM132 222V223H131ZM164 222V223H163ZM221 222V223H219ZM239 222V223H238ZM10 223V224H9ZM49 223V224H47ZM74 223V225L72 224ZM110 223V224H109ZM153 223V224H152ZM158 223V224H157ZM160 223V224H159ZM192 223V224H191ZM55 224V225H53ZM78 224V225H77ZM87 224V225H86ZM108 224V225H107ZM126 224V225H125ZM167 226H166V225ZM9 225V226H8ZM17 225V226H16ZM82 225V226H80ZM100 225V226H99ZM117 225V226H116ZM119 225V226H118ZM124 225V227L122 226ZM158 225V226H157ZM160 225V226H159ZM171 225V226H170ZM247 225V226H246ZM20 226V227H19ZM32 229H31V227ZM79 226V227H78ZM86 226V227H85ZM106 226L108 229H106ZM128 228H127V227ZM135 226L136 229H135ZM169 226V227H168ZM220 226V227H219ZM259 226V227H258ZM8 227H11V229H9ZM14 227V228H13ZM29 227V228H28ZM88 227V228H87ZM92 227V228H91ZM104 227V228H103ZM119 227V228H118ZM134 227V228H133ZM157 227V228H156ZM1 228V227H0ZM22 228V229H21ZM45 228H47L45 230ZM80 228V232L79 229ZM127 228V229H126ZM138 228V229H137ZM152 228V229H151ZM14 232H13V230ZM19 229V231L17 230ZM34 229V230H33ZM37 229V230H36ZM44 229V230H43ZM112 229V230H111ZM129 229V230H128ZM147 229V230H146ZM171 229V230H170ZM224 229V230H223ZM17 230V231H16ZM26 230V231H23ZM136 230V231H135ZM168 232H166V231ZM173 230V231H172ZM6 231V232H5ZM42 231V232H41ZM92 231V232H91ZM107 231V232H106ZM175 231V232H174ZM2 232V234L0 235H4ZM9 232V233H8ZM13 232V233H11ZM16 232V235H14ZM31 232V234H32ZM33 232V234H34ZM46 232V234H44ZM113 232V233H112ZM138 232V233H137ZM173 232V233H172ZM1 233V232H0ZM7 233V234H6ZM24 233V234H25ZM90 233V235H89ZM93 233V234H92ZM108 233V234H107ZM116 233V234H114ZM164 233V234H163ZM185 233V234H184ZM31 234H28L30 237L33 236ZM56 234V235H55ZM111 236H110V235ZM167 234V235H166ZM237 234V235H236ZM26 235V234H25ZM36 235V234H34ZM48 235V236H47ZM57 235L62 238V240L58 237ZM117 235V236H115ZM137 235V236H136ZM38 237V235H36ZM41 236V237H40ZM52 236V237H51ZM56 236V237H55ZM79 236V237H78ZM88 236V237H86ZM166 236V237H165ZM50 237V238H49ZM81 237V238H80ZM99 237V238H98ZM114 237V238H112ZM117 237V238H116ZM158 237V238H157ZM171 237V239H170ZM222 237V238H221ZM253 237V238H252ZM59 240H56V239ZM85 240L83 241L82 240ZM107 238V239H106ZM122 238V239H120ZM199 238V239H198ZM53 239V240H52ZM79 239V240H78ZM82 241H81V240ZM95 239V240H94ZM114 239V240H113ZM185 239V240H184ZM99 240V241H98ZM217 240V241H216ZM113 241V243H112ZM116 241V242H115ZM174 243H173V242ZM9 242V243H8ZM81 244V246L79 245V243ZM103 242V243H102ZM171 242V243H170ZM8 243V244H7ZM70 243V244H69ZM182 243L184 245H182ZM61 244V246H60ZM63 244V245H62ZM88 244V246H87ZM118 244V245H117ZM142 244V245H141ZM166 244V245H165ZM210 244V245H209ZM14 245V246H13ZM31 245V244H29ZM178 245V246H177ZM206 245V246H207ZM1 246L3 247V249L1 250ZM8 246V248H6ZM10 246L12 250V252L10 251ZM86 246V247H85ZM99 246V247H98ZM116 246V247H115ZM166 246V248H165ZM27 247V248H26ZM37 248L39 250V257H37L36 259L31 260L29 258V253L30 252V248ZM89 247V248H87ZM182 247V248H183ZM254 247V248H253ZM123 248V249H122ZM177 248V249H176ZM15 249V250H14ZM27 249V251L25 252V250ZM55 250H60L62 251L60 260L58 255L52 251ZM93 249V250H92ZM116 249V250H114ZM162 249V250H161ZM29 250V251H28ZM87 250V251H85ZM91 250V251H90ZM114 250V251H113ZM182 250V249H181ZM13 251H15V253H13ZM20 251V252H19ZM64 251V252H63ZM85 251V252H84ZM106 251V252H105ZM212 251V252H211ZM19 254H18V253ZM82 252H84L82 254ZM87 252V254H86ZM89 252V253H88ZM100 252V253H98ZM115 254H114V253ZM128 252V253H127ZM133 254H132V253ZM161 252V253H160ZM255 252V253H254ZM11 253V254H10ZM22 253V254H21ZM31 253V252H30ZM44 257H43V255ZM55 253V254H54ZM227 253V254H226ZM10 254V255H9ZM14 254V255H13ZM16 254V255H15ZM85 254H86V259H85ZM97 254V255H96ZM249 254V255H248ZM13 255V256H12ZM28 255V256H27ZM42 255V256H41ZM66 255V256H65ZM83 255V256H82ZM95 255V256H94ZM106 255V256H107ZM118 255V256H116ZM130 255V256H129ZM135 255V256H134ZM234 255V256H233ZM236 255V256H235ZM245 255V256H244ZM24 256L26 257V260H24ZM105 256V254L103 255ZM128 256V257H127ZM68 260H65L66 258ZM84 257V258H83ZM102 257V256H101ZM132 257V258H131ZM134 257V258H133ZM215 257V258H214ZM7 258V259H6ZM23 258V259H22ZM28 258L31 260H28ZM44 258V260H43ZM64 258V259H63ZM89 258V259H88ZM95 258V259H96ZM127 258V259H126ZM177 258H179L177 260ZM237 258V259H236ZM240 258V259H239ZM17 259V260H16ZM58 259V260H56ZM93 259V260H92ZM123 259V260H122ZM36 260V261H35ZM62 260V261H61ZM64 260V261H63ZM128 260V261H127ZM138 260V261H137ZM11 261V262H10ZM24 261V262H21ZM33 261V263H32ZM48 261V262H47ZM59 261V262H58ZM87 261V262H86ZM178 261V262H177ZM7 262V263H5ZM61 262V263H60ZM71 262V263H69ZM125 262L123 264H125ZM128 262V263H127ZM227 262V263H226ZM235 262V263H234ZM44 263V264H46Z\"/></svg>","mask_w":264,"mask_h":264},{"label":"bare ground","instance_id":"obj_2","mask_svg":"<svg viewBox=\"0 0 264 264\" xmlns=\"http://www.w3.org/2000/svg\"><path fill=\"white\" fill-rule=\"evenodd\" d=\"M182 1V0H180ZM185 1V0H184ZM193 1V0H192ZM238 1V5L237 3L235 2H232L231 0H201L199 2L200 4V7H199V4L198 7H199V12L203 15H207V13H211V18L213 19H218L219 20V16L220 17H223L225 18L223 23L227 22L228 24H233V23H236L237 20L240 21V23L242 24L243 28H241V32L244 36L246 35H250L252 34V32L254 33L255 36H257V38H259L261 40L262 43H264V0H236ZM176 2V1H175ZM190 3V0L187 1V3ZM201 2V3H200ZM236 3V5L240 8H242L241 12L238 10L239 8L236 7V5H234L237 9V11L234 9V8H230L229 7V3ZM182 3V2H181ZM186 3V1L184 2ZM195 3V2H194ZM174 2L173 0H0V175H1V171H3L2 174L7 175L6 172H7V167L9 168V160L10 161H14L16 162V167L19 166L21 171H22V174L20 176V181L21 183L23 184V187H24V191L22 189V191L25 193V195H27L28 197L36 200L37 202H42L44 204V208H45V211L46 213L51 216L52 218L54 217L53 215V211L56 210L57 208V211L59 214H61L63 217L66 215V212H67V209L64 207V204L62 202H60L61 200H64L63 196L59 195L58 194V190H57V186H56V169L55 167L53 166V164L51 162H49V160L45 159L44 156L42 154H39V153H33V152H30L26 149V146L24 149L21 145V142H20V139L18 137V129L21 127V125L24 123V122H28L30 123V126L33 127V130L31 129V133H29L28 136H26L27 138L31 137L34 135V133L36 132H39V131H36L37 129H40L41 126L44 124H42L43 122V118L47 119L48 118V121H53V123L55 122L56 125L61 129V131H64L62 130L63 128L67 129L66 127L71 128V126H67L69 125L68 123H72L73 122L78 126H76L75 129L76 132L79 134L81 131L80 134H82L83 136H85L83 133H82V130L83 129H87V127L89 126L88 124L92 125V127L90 128H93V130L95 131L96 128H100L101 130L105 129V131L107 132V129L109 131H112L113 129L115 130V128H113L112 124H111V121L114 122V120H117L119 119L120 117V113L118 110H113L111 111L110 110V107H113V105H117L118 104H123L125 101H128V98H129V93H128V98L127 96L124 94L125 91H126V85L128 84L127 83V80L130 81V79L132 78V80L134 81V85L135 82L137 83V85L139 84L141 86V88L144 90V95L146 99H143V100H147L149 101L151 98H153L154 96V93L152 92H159L161 93L164 89V84L161 83L159 84V82L156 80V78L159 76V72L158 71H155L152 67H151V64H150V58H152L153 56H162L161 55H158L156 54V52H154L153 50L150 49V45L154 44L155 47L156 44L155 42L159 41L161 43L160 40H163L165 38H167V33H168V29L172 26H176L175 24L177 23L176 22V19L178 18V12L176 11V7L178 6H174L173 5ZM179 4V3H178ZM191 4V3H190ZM195 4V5H196ZM188 5V4H187ZM193 5V4H192ZM192 5L190 6L192 8ZM196 5V6H197ZM189 6V5H188ZM194 6V5H193ZM233 6V7H234ZM197 7V8H198ZM179 8V7H178ZM177 8V9H178ZM189 9V8H188ZM194 8H192L193 10ZM181 10V9H180ZM190 10V9H189ZM186 11V10H185ZM194 11H197L194 9ZM180 13H182V11H179ZM184 12V10H183ZM240 12V13H239ZM185 13V12H184ZM186 14H188L186 12ZM180 15V14H179ZM181 16V15H180ZM179 16V17H180ZM185 16V15H183ZM182 16V18H184ZM191 16V15H190ZM194 16V14H193ZM200 16V15H199ZM198 16V17H199ZM192 17V16H191ZM197 17V18H198ZM209 17V16H207ZM181 18V19H182ZM205 18V17H204ZM210 18V19H211ZM222 18V19H223ZM196 18L194 17V20ZM211 19V20H212ZM221 19V18H220ZM185 20V18L183 19V21ZM189 20V19H188ZM191 20V19H190ZM189 20V21H190ZM201 20V19H200ZM207 20V19H206ZM211 20H210V23L208 22V25L211 24ZM178 21V20H177ZM180 21V20H179ZM182 21V23L184 24V22ZM198 21V20H196ZM194 24L195 21H193ZM200 22V21H198ZM197 22V23H198ZM192 23V22H190ZM205 23V22H204ZM213 23V22H212ZM221 23V22H220ZM222 23V24H223ZM181 24V23H180ZM182 24V26H183ZM254 24V26L252 27V25ZM198 25V24H196ZM200 25H203L200 24ZM206 24H204L205 26ZM215 25V24H214ZM221 25V24H220ZM227 25V24H226ZM236 25V24H235ZM240 26V24H237ZM187 26V25H186ZM191 26V25H190ZM189 26V27H190ZM210 26V25H209ZM212 26V25H211ZM210 26V27H211ZM217 26V24L215 25ZM215 26H212L215 27ZM220 27V26H219ZM218 27V28H219ZM228 27V26H227ZM170 28V29H171ZM175 28V27H174ZM178 28V27H177ZM188 28V27H187ZM231 28V27H230ZM229 28V29H230ZM235 28V27H234ZM238 28V27H236ZM176 29V28H175ZM182 29V28H181ZM184 29V28H183ZM186 29V28H185ZM193 29V28H192ZM196 29V28H195ZM198 29H201V27H197V30ZM203 29V30H202ZM202 29L200 31H204V28L202 27ZM208 29H210L208 27ZM221 29V28H220ZM189 29H187L188 31ZM191 30V29H190ZM214 30V29H213ZM222 30V29H221ZM220 30V31H221ZM224 30V29H223ZM232 30V29H231ZM257 30V31H256ZM195 31V30H194ZM199 31V30H198ZM216 31V30H215ZM233 31L235 33H233ZM233 31H230L232 32L233 34L231 35V33L229 35H231L230 37L234 39H236L234 37L236 33L235 29H233ZM238 31V30H237ZM252 31V32H251ZM170 32V31H169ZM191 32V31H190ZM217 32V31H216ZM239 32V31H238ZM258 32V33H257ZM172 33V32H171ZM185 32H183L182 30L180 29H177L174 31L173 33V36L174 38L172 37V41L174 39V41L176 43H178L179 41L182 40V38L185 36H187L189 33L186 32V34H184ZM220 33V32H219ZM224 33V32H223ZM226 33V32H225ZM228 33V31H227ZM192 34V33H191ZM194 34V33H193ZM192 34V35H193ZM196 34V32H195ZM194 34V35H195ZM197 34H200L199 32ZM197 34H196V37H197ZM203 34V33H202ZM201 34V35H202ZM217 34V33H216ZM215 34V36H216ZM239 34V33H238ZM237 34V36H238ZM125 35H130V36H134L135 39H139L142 43L139 44L138 46L135 45V47H132L130 44V42H128V40H126L125 38L122 39V37H124ZM190 35V34H189ZM188 35V37H189ZM191 35V36H192ZM193 35V36H194ZM208 35V34H206ZM212 35V33H211ZM172 36V35H171ZM240 36V35H239ZM238 36V37H239ZM208 37L210 38V35H208ZM220 37V36H218ZM229 37V36H228ZM228 37L226 39H228ZM243 37V36H242ZM133 38V37H132ZM187 38V37H185ZM193 38V37H192ZM199 38V36L197 37ZM196 38V39H197ZM202 38V37H201ZM199 38V40L201 39ZM212 38V37H211ZM225 38V37H224ZM222 37V39H224ZM251 38V37H250ZM130 39V38H129ZM195 39V40H196ZM207 39V37H206ZM205 39V40H206ZM219 39V38H218ZM252 39H253V36H252ZM134 40V39H133ZM186 40V39H185ZM197 40V42L199 41ZM203 40V39H201ZM208 40V39H207ZM206 40V41H207ZM260 40L257 39L258 42H260ZM188 41V40H187ZM204 41V40H203ZM202 41V42H203ZM216 41H220L219 43L216 42ZM216 41H214V43H216L217 45L219 44V46L221 45H224V41H223V44H221L222 40H217L216 38ZM229 41V40H228ZM243 41V40H242ZM244 41H245V38H244ZM251 41V40H250ZM253 41V40H252ZM251 41V42H252ZM255 41V40H254ZM193 42V40H192ZM200 43H202L201 41H199ZM210 42V41H209ZM227 42V41H226ZM230 42V41H229ZM238 42V41H237ZM133 43V42H132ZM168 43V42H167ZM185 43V41H184ZM186 43H189L186 42ZM199 43V44H200ZM205 43V42H203ZM211 43H213L211 41ZM211 44L212 46L214 45ZM231 43V42H230ZM233 43V42H232ZM239 43V42H238ZM237 43V44H238ZM242 43V42H240ZM247 43L248 40H247ZM247 43H244V44H247ZM256 43V42H255ZM261 43V44H262ZM190 44V43H189ZM187 44V46H192V45H189ZM228 44V43H227ZM225 44V45H227ZM235 44V43H234ZM236 44V45H237ZM243 44V43H242ZM254 44V42H253ZM252 43H250V45H253ZM161 45V44H160ZM160 45H158V47H161ZM184 45V44H183ZM209 45V47L211 46ZM224 45V47L226 48V46ZM229 45V44H228ZM235 45V46H236ZM248 45V44H247ZM245 45V46H247ZM249 45V46H250ZM163 46H166V45H163ZM162 46V47H163ZM218 46V47H219ZM238 46V45H237ZM240 46V45H239ZM258 46V44L256 45ZM255 44H254V47H256ZM153 47V48H155ZM161 49L163 50L164 48ZM194 47V46H193ZM208 47V46H207ZM216 47V46H215ZM223 47V46H222ZM221 47V48H222ZM222 48L225 49V48ZM241 47V46H240ZM239 47V48H240ZM252 47V46H251ZM251 47H248V48H251ZM262 47V46H261ZM140 48H142L140 50ZM152 48V47H151ZM166 48V47H165ZM190 48V47H189ZM192 48V47H191ZM197 48V46L195 47ZM204 48V47H203ZM218 51H220V49ZM232 48V47H231ZM245 48V47H243ZM160 48L158 50H161ZM199 49V48H198ZM201 49V48H200ZM199 49V50H200ZM208 49V48H206ZM205 49V51H206ZM213 49H214V46H213ZM228 49V48H227ZM230 49V48H229ZM234 49V48H232ZM230 49V50H232ZM241 50H244L242 49V47L240 48ZM252 49V48H251ZM254 48V51H258V49ZM161 50V51H162ZM167 50V48H166ZM165 50V51H166ZM177 50V49H175ZM179 50V49H178ZM181 50V48H180ZM179 50V51H180ZM210 50V49H209ZM217 51V49H215ZM214 50V52H215ZM229 50V51H230ZM246 50H247V47H246ZM250 50V49H249ZM185 51V50H184ZM182 51V52H184ZM202 51V50H201ZM204 51V53H205ZM208 51V50H207ZM211 51V50H210ZM245 51V50H244ZM262 51H264V49L261 50V53ZM160 52V51H159ZM168 53V51H166ZM195 52V51H194ZM209 52V51H208ZM213 52V51H211ZM210 52V53H211ZM221 52V51H220ZM226 52V51H225ZM224 52V53H225ZM234 52V51H233ZM238 52V51H237ZM241 52V51H239ZM238 52V53H239ZM251 52V51H250ZM202 53V52H201ZM209 53V54H210ZM218 54V52H215V54ZM236 53V51L234 52ZM243 53V52H242ZM255 55L257 52H254ZM253 53V50H252V54ZM176 54V53H175ZM195 54V53H194ZM213 54V53H212ZM211 54V55H212ZM216 54V55H217ZM221 54V53H220ZM223 54V52H222ZM221 54V55H222ZM241 54V53H240ZM239 55V57L241 58L242 56ZM245 54V52H244ZM205 55V54H204ZM216 55H212V56H216ZM226 55V53H225ZM224 55V56H225ZM233 55V54H232ZM260 55V54H259ZM165 56V54H164ZM188 56H191V55H188ZM201 56V55H200ZM235 56V55H234ZM233 56V57H234ZM246 55L243 56V58L241 59H244ZM251 56V55H250ZM253 56V55H252ZM163 57V56H162ZM192 57V56H191ZM196 57V56H195ZM202 57V56H201ZM200 57V58H201ZM213 57V58H214ZM227 56L224 57V60L225 58H227ZM231 57V56H229ZM230 58V59H234L236 60V57L234 58ZM249 56H246L245 58H247ZM161 58V57H160ZM205 58V57H204ZM203 58V59H204ZM206 58H207V55H206ZM211 58V57H210ZM223 58V57H222ZM238 58V57H237ZM238 58V59H240ZM251 58V57H250ZM257 58V56L255 57ZM264 58V57H262ZM156 59V57H155ZM154 59V60H155ZM194 58L192 57V60ZM212 59V58H211ZM220 59V58H219ZM253 59V58H252ZM251 59V60H252ZM184 60H185V57L183 54L179 53L178 55H172L170 54V56H165L164 57V61H166L167 63L170 62L173 63V66H177V67H181L182 66L184 67L183 63H184ZM190 60V59H189ZM192 60H190L192 62ZM196 60V58H195ZM199 60V59H198ZM202 60V59H201ZM200 60V61H201ZM214 60V59H213ZM223 60V59H221ZM261 62V57L260 59ZM194 61V60H193ZM203 61V60H202ZM206 61V60H205ZM227 61V60H226ZM240 60H238L237 62H239ZM249 61V60H248ZM247 61V62H248ZM254 61V60H253ZM264 61V60H262ZM154 62V61H153ZM189 62V61H188ZM213 62V61H212ZM218 61H216L217 63ZM223 62V61H222ZM235 62V61H234ZM232 62V63H234ZM237 62H235V64H237ZM156 63V62H155ZM158 63V61H157ZM156 63V64H157ZM190 63V62H189ZM194 63V62H193ZM200 63V62H199ZM198 63V64H199ZM206 63V62H205ZM207 62V65H213L211 63ZM221 63V62H220ZM219 63V64H220ZM228 63V62H227ZM225 63V64H227ZM243 63V62H241ZM246 63V62H244ZM256 63V62H255ZM159 64V63H158ZM165 64V63H164ZM192 64V63H191ZM204 64V63H203ZM215 64V62H214ZM224 66H228L229 64L225 65ZM235 64H234V68H237L235 67ZM253 64V63H252ZM264 64V63H262ZM187 65H190V64H187ZM207 65H205L207 67ZM221 65V64H220ZM219 65V67H220ZM232 67H233V64H231ZM249 65V63H248ZM251 65V63H250ZM153 66V65H152ZM161 66V65H160ZM159 66V67H160ZM167 66V64H166ZM216 66V65H215ZM223 66V68H224ZM230 66V65H229ZM238 66V65H236ZM245 66H247L245 64ZM256 68L257 65H255ZM261 66V65H260ZM155 67V66H154ZM158 67V66H157ZM158 67V68H159ZM209 67V66H208ZM231 66L229 67V70L228 71H225L223 73H226L224 74L223 76L227 75L228 73L227 72H231L234 70V68H232ZM239 67H240V64H239ZM238 67V68H239ZM243 67V66H242ZM188 68V67H186ZM215 68V67H213ZM212 68V69H213ZM218 68V67H217ZM222 68V67H221ZM228 68V67H227ZM232 68V69H231ZM237 68V69H238ZM241 68V67H240ZM246 69L247 67H243L242 69ZM249 68V66H248ZM255 68V69H256ZM261 68V67H259ZM157 69V68H156ZM163 69V68H162ZM176 69V68H175ZM201 69V68H200ZM207 69H211V68H207ZM205 69V70H207ZM216 69V68H215ZM219 69V68H218ZM226 69V68H225ZM224 69V70H225ZM250 69V68H249ZM254 69V70H255ZM194 70V68H193ZM198 70V69H197ZM220 70V69H219ZM239 70V69H238ZM248 70V69H247ZM261 70H264V69H261ZM151 71V72H150ZM161 71V70H160ZM174 71V69H173ZM200 73L203 71L199 70ZM212 70H210V73H211ZM214 71V70H213ZM222 71V69H221ZM240 73L241 70H239ZM249 71V70H248ZM149 72V73H148ZM163 72V71H162ZM176 72V70L174 71ZM207 72V71H206ZM206 72L204 74H206ZM217 72H219L217 70ZM237 72V71H235ZM235 72H232V73H235ZM259 72V71H258ZM195 73V72H194ZM197 73H199L197 71ZM209 73V72H208ZM209 73V74H210ZM222 73V72H220ZM255 73V72H254ZM163 74V73H162ZM171 74V73H170ZM208 74V75H209ZM216 74V73H214ZM230 74V73H229ZM237 74V73H236ZM167 75V74H166ZM165 75V76H166ZM202 75V73H201ZM207 75V74H206ZM205 75V77H206ZM219 75V74H217ZM235 75V74H234ZM162 76V75H161ZM196 76V75H195ZM194 76V77H195ZM199 76V75H198ZM204 76V75H203ZM212 76V75H210ZM214 76V75H213ZM231 76V74H230ZM238 76V75H236ZM235 76V77H236ZM264 76V75H262ZM260 76L258 73L257 74H245V75H242V77H238L240 78V81L241 82L240 84H242L244 82V84H246V86H251L249 84H251L253 82V84H257V82L259 83L260 81V84H261V81L264 80V77ZM168 77V76H166ZM200 77V76H199ZM198 77V79H199ZM215 77V76H214ZM219 77V76H218ZM226 77H229V76H226ZM233 77V75H232ZM130 78V79H129ZM165 78V77H164ZM171 78V77H170ZM197 79V77H195ZM194 78V79H195ZM201 78V77H200ZM204 78V77H202ZM207 78V77H206ZM205 78V79H206ZM210 78V77H209ZM216 78V77H215ZM215 78H213L215 80ZM163 79V78H162ZM160 79V80H162ZM168 79V78H167ZM165 79V80H167ZM193 79V78H192ZM193 79V80H194ZM211 79V78H210ZM223 79V77L221 78ZM227 80L228 78H225L224 77V80ZM231 79V78H229ZM235 79V78H233ZM171 80V79H170ZM176 80V79H175ZM183 80V79H182ZM181 80V81H182ZM208 80V78H207ZM205 80V82L207 81ZM225 80V81H226ZM180 81V83H182ZM200 81V80H199ZM203 83V79L201 80ZM201 81L199 82L198 85L201 84ZM213 81V80H212ZM211 81V82H212ZM219 81V79L217 80ZM223 83V80H221ZM236 81V80H235ZM238 81V79H237ZM236 81V82H237ZM256 81V82H255ZM162 82V81H160ZM174 82V80L172 81ZM179 82V80L177 81ZM194 82V81H192ZM228 82H231L230 80ZM227 82V84H228ZM236 82L234 83H231V84H235ZM168 83V81H167ZM176 83V81H175ZM191 83V82H190ZM209 83V82H208ZM217 83V82H216ZM226 82L223 83V85H227L225 84ZM262 83H264V81H262ZM129 84H132V83H129ZM128 84V85H129ZM166 84V83H165ZM170 84H171V81H170ZM173 84V83H172ZM183 84V83H182ZM215 85V83H213ZM219 84V83H218ZM217 84V85H218ZM237 84V83H236ZM239 84V83H238ZM252 84V85H253ZM162 88H161V86ZM168 85V84H167ZM167 85H165L167 87ZM195 85V84H194ZM198 85L196 87H198ZM216 85V86H217ZM254 85V90H256V86ZM131 86V85H130ZM128 86V87H130ZM170 86V85H169ZM189 85H187L188 87ZM191 86V85H190ZM221 86V85H220ZM230 86V85H229ZM228 86V87H229ZM233 86V85H232ZM235 86V85H234ZM247 86V87H248ZM258 86V85H257ZM261 86V85H260ZM132 87V86H131ZM176 87V86H175ZM179 87V86H178ZM177 87V88H178ZM185 87V86H184ZM208 87V86H207ZM214 89L216 88L215 86H213ZM227 87V86H226ZM227 87V88H228ZM231 87V86H230ZM134 90L135 87L133 86ZM133 88H131L133 90ZM167 88H170V87H167ZM195 88V87H194ZM225 88V87H224ZM253 88V86H252ZM130 89V90H131ZM180 89V88H178ZM188 89V88H187ZM189 89H191V87H189ZM192 89H193V85H192ZM208 89V88H207ZM230 89V88H229ZM240 89V88H239ZM241 89H243L241 87ZM131 90V91H132ZM133 90V91H134ZM161 90V91H160ZM184 90V89H183ZM216 92L218 93L217 91V88L215 89ZM220 92L222 90L223 92V89H221L219 87ZM228 90V89H227ZM232 90V89H230ZM248 90V88L246 89V91ZM253 90L250 88L249 90V93H247L248 95H250V91ZM253 90V91H254ZM130 91V92H131ZM132 91V92H133ZM172 91V90H171ZM176 90L173 89V92H175ZM178 91V90H177ZM180 91V90H179ZM189 91V90H188ZM187 91V92H188ZM190 91H193V90H190ZM209 91V90H208ZM225 91V90H224ZM229 91V90H228ZM227 91V92H228ZM233 91V90H232ZM235 91H236V88H235ZM257 91V90H256ZM262 91V90H261ZM129 92V91H127ZM136 92V91H135ZM134 92V93H135ZM221 92V93H222ZM231 92V91H229ZM237 92H239V90H237ZM237 92H234L235 95ZM244 92V91H243ZM255 92V91H254ZM253 92V93H254ZM258 92V91H257ZM141 93V92H140ZM138 93V94H140ZM143 93V92H142ZM195 92H193L192 94L194 95V98L196 94H194ZM226 93V92H224ZM232 93V94H234ZM165 94V93H163ZM172 94V93H171ZM174 94V93H173ZM179 94V93H178ZM178 94L176 97H178ZM181 94V92H180ZM179 94V95H180ZM198 94V93H197ZM219 94V93H218ZM240 94V93H238ZM246 94V92L244 93ZM125 95V97H124ZM131 95V94H130ZM136 95V94H135ZM162 98L161 102H159L161 105L159 106H171V103L169 101V97L168 95H163V96H166V97H163L162 94H160ZM176 95V94H175ZM216 95V94H215ZM214 95V96H215ZM220 95V94H219ZM218 95V97H220ZM242 95V94H240ZM253 95V94H252ZM251 95V96H252ZM255 95V94H254ZM258 95V93H257ZM262 95V94H261ZM260 95L259 98H261L262 96ZM217 96V95H216ZM222 96V94H221ZM238 95H236L235 97L237 98ZM247 96V95H246ZM140 97V96H139ZM142 97V96H141ZM172 97V96H171ZM225 97V96H224ZM227 97V96H226ZM243 97V96H242ZM240 97V98H242ZM253 97V96H252ZM251 97V98H252ZM258 97V96H257ZM132 98V97H131ZM137 98V97H136ZM182 98V96H181ZM194 98H192L193 100H195ZM229 98V97H228ZM227 98V99H228ZM230 98H231V95H230ZM234 98V95H233V98L231 99H236ZM244 98V97H243ZM242 98V99H243ZM256 98V97H255ZM257 98V99H259ZM127 99V100H126ZM175 99V98H174ZM213 99V98H212ZM224 99V98H223ZM226 99V100H227ZM241 99V100H242ZM246 99V98H244ZM262 99H264V97H262ZM20 100V101H18ZM131 100V99H130ZM137 100V99H136ZM142 101L141 99L138 98V102L136 103H139L140 101ZM179 100V98H178ZM177 100V102H178ZM197 100H199V98L197 97ZM225 100V101H226ZM237 101L239 100V102L241 101L239 98L236 99ZM250 100V99H249ZM253 100V101H252ZM251 101L254 102V99H252ZM147 101H144V102H147ZM200 101V100H199ZM214 101V100H213ZM222 101V100H221ZM220 101V102H221ZM230 101H233V100H230ZM235 101V100H234ZM236 101V102H237ZM247 101V100H246ZM250 101V102H251ZM259 101V100H258ZM133 102V100H132ZM143 102V101H142ZM149 102H151V104L153 103L152 100H150ZM148 102V103H149ZM175 101H173L174 103ZM224 102V101H222ZM236 102H232V103H236ZM238 102V103H239ZM243 102V101H242ZM256 102V101H255ZM147 103V104H148ZM156 103V102H155ZM153 103V104H155ZM159 103H156L157 105ZM199 103V102H198ZM249 103V102H248ZM259 104V102H257ZM261 103V101H260ZM264 103V102H262ZM120 104V105H121ZM130 104V103H129ZM141 104V102H140ZM146 104V103H145ZM145 104L143 103L142 105H144L145 107ZM189 104V102L187 103ZM221 104V103H220ZM251 104V103H250ZM253 104V103H252ZM251 104V105H252ZM256 104V103H255ZM127 105V104H126ZM137 105V104H136ZM135 105V106H136ZM246 105V104H245ZM257 105V104H256ZM77 107L79 110L78 111H74L73 112V108L74 107ZM122 106V105H121ZM130 106V105H129ZM138 106V105H137ZM150 106V110H151V107L152 105H149ZM148 106V107H149ZM158 106V107H159ZM188 105L186 106H176V107H170V112L168 113L167 110L169 111V109L166 110V112H161V110H156L159 111V112H154L156 115H158L162 122L170 127V128H173L176 130V132L179 134L182 135V138H184L185 135V131L186 129L189 130L187 127L188 126H192V127H199V125H201V122H199V120L197 119V117L195 116L194 112L192 110L189 111V107H187ZM225 106V105H224ZM236 106L237 103H236ZM241 106V105H240ZM244 106V105H243ZM242 106V107H243ZM262 106V105H260ZM123 107V106H122ZM131 107V108H130ZM129 108L130 109H133L132 106H130ZM143 107V106H142ZM143 107V108H144ZM161 107V108H162ZM193 107V106H192ZM239 107V106H238ZM241 107V108H242ZM246 107V106H245ZM250 107V105H249ZM252 107V106H251ZM254 107V105H253ZM259 107V106H258ZM257 107V109H258ZM127 108V106H126ZM138 108V107H136ZM159 108V109H161ZM168 108V107H167ZM222 108V107H221ZM228 108V107H227ZM248 108V106L246 107V109ZM256 108V107H255ZM255 108L253 110H255ZM262 108H264V106H262ZM261 108V109H262ZM139 109V108H138ZM137 109V110H138ZM153 109V108H152ZM154 109V111H155ZM239 109V108H237ZM236 109V110H237ZM244 109V108H243ZM256 109V110H257ZM126 110V109H125ZM124 110V112H125ZM128 110V109H127ZM134 110V109H133ZM147 110V108H146ZM149 109L147 111H150ZM163 110V109H162ZM228 110V109H227ZM251 110V109H250ZM141 111V110H140ZM146 111V112H147ZM152 111V110H151ZM150 111V112H151ZM218 111V109H217ZM221 111V110H220ZM232 111V110H231ZM245 111V110H244ZM243 111V113H244ZM248 110H246L245 112H247ZM258 111V110H257ZM256 111V112H257ZM222 112V111H221ZM249 112V111H248ZM247 112V113H248ZM262 112V110H261ZM127 113V112H126ZM132 113V112H130ZM129 113V114H130ZM143 113V112H142ZM148 113V112H147ZM200 113V112H199ZM246 115H249V114H252L253 112L251 111V113L247 114ZM258 113V112H257ZM256 113V114H257ZM125 114V113H124ZM137 114V113H135ZM153 114V112H152ZM240 114V113H239ZM238 114V115H239ZM261 114V113H260ZM126 116H128L127 114H125ZM144 116V114H140V116ZM151 116V113L149 114ZM155 115V116H156ZM241 115H243L241 113ZM240 115V116H241ZM246 115H243V116H246ZM253 115V114H252ZM259 115V114H258ZM131 116V115H129ZM132 116H134L132 114ZM146 116V115H145ZM221 116V115H220ZM250 116V115H249ZM256 116V115H255ZM255 116H250L251 118L255 117ZM122 117V115H121ZM120 117V118H121ZM134 117H139L138 114L137 116L135 115ZM157 117V116H156ZM224 117V116H222ZM242 117V116H241ZM249 117V118H250ZM260 118L262 116H259ZM259 117H256V119H259ZM50 118H54L52 120H50ZM128 118V117H127ZM130 118V117H129ZM133 117H131L130 121L134 120L132 119ZM141 118V117H140ZM145 118V117H144ZM235 118V117H234ZM245 118V117H244ZM253 118L251 119V121L253 120ZM123 119V118H121ZM247 119V117H246ZM255 119V118H254ZM262 119V118H261ZM125 120V119H123ZM146 120V119H145ZM159 120V119H158ZM213 120V119H212ZM249 120V119H248ZM247 120V122H248ZM264 120V119H262ZM47 121V120H46ZM136 121V120H135ZM147 121V120H146ZM154 121V120H153ZM229 121V120H228ZM261 121V120H260ZM48 122V123H49ZM68 122V123H66ZM123 123L126 124L125 121H122ZM133 122V121H132ZM145 122V121H144ZM149 122V121H148ZM214 122V121H213ZM232 122V121H231ZM253 122H255L253 120ZM262 122V121H261ZM260 122V124H261ZM119 123V122H118ZM123 123L122 126L124 125ZM143 123V122H142ZM150 123V122H149ZM47 124V123H46ZM132 124V123H131ZM254 124V123H253ZM252 124V125H253ZM55 125V126H56ZM71 125V124H70ZM88 125V126H87ZM118 125V124H117ZM115 125V126H117ZM137 125V124H136ZM44 126V125H43ZM74 126L73 127V130L74 129ZM97 126L95 129L94 127ZM121 126V125H119ZM146 126L145 125V128L146 129ZM30 127V128H31ZM50 127V126H49ZM57 127V128H58ZM88 127V128H89ZM124 127V126H123ZM138 127V126H137ZM260 127V126H259ZM264 127V126H262ZM45 128L48 129V126L45 125ZM44 128V130H45ZM55 128V127H54ZM89 128V129H90ZM120 128V127H119ZM126 129V127H124ZM134 128V127H133ZM230 128V127H229ZM228 128V129H229ZM258 128V127H257ZM27 129V128H26ZM51 129V128H50ZM88 129V131H89ZM98 129V131L101 132V130ZM122 129V128H121ZM124 129V130H125ZM130 129V128H129ZM139 129V128H138ZM196 129V128H195ZM58 130V129H56ZM127 130V129H126ZM135 130V129H134ZM170 130V129H169ZM197 130V133L199 135H201V129L198 128L196 129ZM218 130V129H217ZM260 130V129H259ZM30 131V130H29ZM36 131V132H35ZM42 131V130H41ZM60 131V132H61ZM67 131V130H65ZM87 131V130H86ZM92 131V130H91ZM91 131L90 134H91ZM97 131V130H96ZM97 131V132H98ZM117 131V129H116ZM129 131V130H128ZM139 131V130H138ZM234 131V130H233ZM26 132V131H25ZM44 132V131H42ZM47 132V131H45ZM49 132V131H48ZM54 132V131H53ZM58 132V131H57ZM70 131H68L69 133ZM85 132V130H84ZM87 132V134L89 133ZM122 132V131H121ZM125 133V131H123ZM132 131L130 130L128 134H130ZM150 132V130H149ZM238 132V131H237ZM259 132V131H258ZM74 134V132H72ZM93 133V132H92ZM111 133V132H110ZM109 133V134H110ZM114 133V131L112 132V134ZM118 133V132H117ZM120 133V132H119ZM118 133V134H119ZM144 133V132H143ZM160 133V132H159ZM191 133V132H190ZM218 133V132H217ZM228 132H226L227 134ZM242 133V131H241ZM21 134V132H20ZM41 134V132H40ZM43 134V133H42ZM67 134V133H66ZM66 134H65V138L67 139L66 137ZM71 134V132H70ZM69 134V135H70ZM72 134V135H73ZM95 134V133H93ZM115 134V133H114ZM122 134V133H121ZM126 134V133H125ZM187 134V133H186ZM193 134V133H192ZM196 134V135H198ZM225 134V135H226ZM232 134V133H231ZM234 134V133H233ZM237 134V133H236ZM25 135V134H24ZM23 135V136H24ZM39 135V133H38ZM51 135V134H50ZM47 136V137H50ZM71 135V136H72ZM120 135V134H119ZM138 135V134H136ZM145 135V134H144ZM143 135V136H144ZM160 135V134H159ZM190 135V134H188ZM187 135V136H188ZM195 134H193L194 136ZM224 135V137H225ZM22 136V134H21ZM35 136V135H34ZM46 136V134H45ZM54 136V135H53ZM76 136V134H75ZM79 136V135H77ZM76 136V137H77ZM83 136L80 138L83 139ZM87 136V135H86ZM93 136V135H91ZM90 136V137H91ZM95 136V135H94ZM97 136V135H96ZM99 136V135H98ZM103 136V134H102ZM101 136V137H102ZM112 136V135H111ZM116 136V135H115ZM114 136V137H115ZM129 136V135H128ZM223 136V135H222ZM235 136V135H234ZM237 136V135H236ZM55 137V136H54ZM88 136L87 140L90 138ZM107 137V136H106ZM118 138H120L119 136H117ZM124 137V135H123ZM130 137L132 136H129L128 139L129 141L131 140ZM145 137V136H144ZM191 137V136H190ZM232 137V136H231ZM46 138V137H45ZM51 138V137H50ZM60 138V137H59ZM58 138V139H59ZM100 138V137H99ZM105 138V137H104ZM103 138V139H104ZM233 138V137H232ZM247 138V137H246ZM37 138H35L36 140ZM39 139V138H38ZM37 139V140H38ZM47 139V138H46ZM55 139V138H54ZM56 139V140H58ZM71 139V138H70ZM75 139V138H74ZM91 139V138H90ZM94 139V138H93ZM127 139V138H125ZM127 139V140H128ZM159 139V138H158ZM187 139V138H186ZM192 138H190L191 140ZM198 139V138H197ZM231 139V138H230ZM45 140V139H43ZM50 139H48L49 141ZM61 140V138L59 139ZM58 140V141H59ZM78 140V139H77ZM86 140V139H85ZM84 140V141H85ZM95 140V139H94ZM102 140V138H101ZM105 140V139H104ZM111 140V139H109ZM137 140V139H136ZM143 140V139H142ZM145 140V138H144ZM143 140V141H144ZM183 140V139H182ZM194 142V138L192 139ZM25 141V140H24ZM28 141V140H27ZM34 141V139H33ZM32 141V142H33ZM54 141V140H52ZM56 141V142H58ZM62 141V140H61ZM76 141V139H75ZM129 141H128V145L129 144ZM141 141V142H143ZM147 141V140H146ZM250 141V140H249ZM253 141V140H251ZM29 142V141H28ZM31 142V141H30ZM29 142V143H30ZM38 142V141H37ZM36 142V143H37ZM51 142V141H50ZM55 142V141H54ZM69 142V141H67ZM79 142V141H78ZM91 142V140H90ZM93 142V141H92ZM97 142V141H96ZM107 142V141H106ZM105 142V143H106ZM109 142V141H108ZM132 142V141H131ZM158 142V141H157ZM160 142V141H159ZM172 142V141H171ZM170 142V143H171ZM178 142V141H177ZM206 142V141H205ZM231 142V141H230ZM233 144H234V141H232ZM237 142V141H236ZM26 143V142H25ZM42 143V142H41ZM41 143H39V145H41ZM71 143H73V141H71ZM80 143V142H79ZM87 143V141H86ZM99 143V142H98ZM134 143V142H133ZM132 143V144H133ZM145 143V141H144ZM148 143V142H147ZM31 144V143H30ZM29 144V145H30ZM48 145H50L49 143H47ZM54 144V143H53ZM51 144V145H53ZM61 144V143H60ZM75 144V143H73ZM78 144V143H77ZM81 144V143H80ZM94 144V143H93ZM101 144V142H100ZM107 144V143H106ZM105 144V145H106ZM111 144V142H110ZM109 144V145H110ZM153 144V143H152ZM176 144V143H175ZM178 144V143H177ZM190 147L189 149H186L185 148H182V150L179 152L180 154V157L181 159H183V163L184 164H190V163H201V160L202 159H205L208 155V151L210 150L208 147L209 150H207V145L201 140H197L195 141V143L192 145V143L190 142ZM208 144V143H207ZM247 144V143H246ZM24 145V144H23ZM27 145V144H26ZM36 145V144H35ZM34 145L35 148H37L36 146ZM38 145V146H39ZM58 145V144H57ZM70 145V143H69ZM83 145V144H81ZM85 145V144H84ZM90 145V144H89ZM92 145V144H91ZM108 144L106 145L109 146ZM134 145V144H133ZM137 146V144H135ZM147 145V144H146ZM166 145V144H165ZM189 145V143H188ZM209 145V144H208ZM235 145V144H234ZM258 145V144H257ZM31 146H33V144H31ZM45 146V145H43ZM59 146V145H58ZM56 146V148L58 147ZM68 149V144L66 145ZM88 146V145H87ZM93 146V145H92ZM96 146V144H95ZM100 146V145H99ZM104 144L100 147H102V150H104ZM124 146V144H123ZM126 146V145H125ZM174 146V145H173ZM233 146V145H231ZM240 146V145H239ZM52 147V146H51ZM60 148L63 147V144L59 146ZM71 147V145L69 146ZM73 148H75L74 146H72ZM71 147V149H72ZM99 147V148H100ZM112 147H114L112 145ZM128 147V146H127ZM142 147V145H141ZM161 147V146H160ZM178 147V146H177ZM176 147V148H177ZM236 147V146H235ZM242 147V146H241ZM41 148L43 149L42 145H41ZM48 148V147H47ZM54 147V149H56ZM82 148V147H81ZM80 148V149H81ZM84 148V147H83ZM82 148V149H83ZM86 148V147H85ZM91 148V146H90ZM94 148V147H92ZM97 149V146L95 147ZM115 148H116V145H115ZM130 148V147H128ZM134 148V147H132ZM157 148V147H155ZM247 148V146H246ZM46 149V148H45ZM51 149V148H50ZM58 149V148H57ZM65 149V148H64ZM65 149V150H66ZM70 149V148H69ZM66 150V151H70V150ZM79 149V147L77 148ZM95 149V151H96ZM107 149V148H106ZM111 149V147H110ZM122 149H124V147H122ZM126 151H127V148H125ZM136 149V147L134 148ZM134 149L132 151H134ZM147 148L145 147V150ZM149 149V148H148ZM160 149V148H159ZM233 149V148H232ZM264 149V148H262ZM49 150V149H48ZM61 150V149H60ZM87 150V148H86ZM89 150V148H88ZM91 150H94V149H91ZM99 150V149H98ZM101 150V149H100ZM108 150V149H107ZM116 150V149H115ZM138 150H142L143 152V148L141 149H138ZM150 150V149H149ZM164 150V149H162ZM169 150V149H168ZM240 150V149H239ZM245 150V149H244ZM259 150V149H258ZM35 151V150H34ZM51 151V150H50ZM49 151V152H50ZM58 151V150H56ZM63 151V150H62ZM75 151L74 149L71 151V153ZM85 151V150H84ZM83 151V152H84ZM90 151V150H89ZM93 151V152H95ZM109 151V150H108ZM112 151V150H110ZM120 151V150H119ZM125 151V152H126ZM129 151V150H128ZM234 151V150H233ZM45 152V150H44ZM43 152L44 155H46L45 153ZM68 152H65L66 154ZM78 152V151H77ZM76 152V153H77ZM82 152V153H83ZM92 152V153H93ZM118 152V150H117ZM139 152V151H138ZM142 152H139L140 154H142L143 156L145 154H143ZM169 152V151H168ZM260 152V151H259ZM48 153V152H47ZM53 153V151H52ZM69 153V155L71 154ZM75 153V154H76ZM86 152H84V155ZM89 153V152H88ZM99 153V152H98ZM97 153V154H98ZM103 153H105V151H103ZM110 153V152H109ZM124 153V152H123ZM139 153H138V157H139ZM238 153V151H237ZM49 154V153H48ZM57 154V153H56ZM61 154V153H60ZM66 154H62V155H66ZM95 155L94 156H98V155ZM127 154V152H126ZM125 154V155H126ZM260 154V153H258ZM82 155V154H81ZM80 155V156H81ZM93 155V154H91ZM101 155V154H100ZM105 155V154H104ZM131 155V153H130ZM141 155V156H142ZM178 155V156H179ZM228 155V154H227ZM226 155V156H227ZM251 155V154H250ZM249 155V156H250ZM48 156V155H47ZM56 156V155H55ZM68 156V155H67ZM67 156H65L67 158ZM72 156V154H71ZM106 156V155H105ZM109 156V155H108ZM89 157V156H87ZM86 157V158H87ZM93 157V156H91ZM90 157V158H91ZM102 157V155H101ZM100 157V158H101ZM107 157V156H106ZM105 157V158H106ZM126 157V156H125ZM129 157V156H128ZM137 157V155H136ZM137 157V158H138ZM151 157V156H150ZM59 158H62L59 157ZM71 158V157H70ZM70 158H67L70 160ZM73 161H71L72 163H74L73 165L75 164H79V161L82 160L81 157L79 159V156L77 155H74L73 153ZM95 158V157H94ZM94 158H91V159H94ZM116 158V157H115ZM122 158V157H121ZM124 158V157H123ZM156 158V157H155ZM166 158V157H165ZM88 159V158H87ZM97 159V158H96ZM95 159V160H96ZM126 159V158H124ZM139 159V158H138ZM142 159V158H141ZM224 159V158H223ZM234 159V158H233ZM241 159V157H240ZM259 159V158H258ZM56 160V159H54ZM90 160V159H89ZM115 160V159H114ZM143 160V159H142ZM153 159H151L152 161ZM161 160V159H160ZM173 160V159H172ZM222 160V158H221ZM225 160V159H224ZM67 161V160H65ZM64 161V162H65ZM88 161V160H87ZM94 161V160H93ZM97 161V160H96ZM124 161V160H121V162ZM126 161V160H125ZM124 161V162H125ZM134 161V160H133ZM144 161V160H143ZM147 161V160H146ZM158 161V160H157ZM156 161V162H157ZM251 161V160H250ZM250 161L248 163H250ZM254 161V160H253ZM63 162V161H62ZM90 162V161H89ZM115 162V161H113ZM129 162V161H128ZM137 162V160L135 161ZM134 162V163H135ZM159 162V161H158ZM58 163V162H57ZM56 163V164H57ZM85 162H83L84 164ZM93 163V162H92ZM105 163V162H104ZM108 163V162H107ZM123 163V162H122ZM130 163V162H129ZM215 163V162H214ZM230 163V162H229ZM233 163V162H232ZM238 163V162H237ZM254 163V162H253ZM55 164V165H56ZM90 164V163H88ZM114 164V163H113ZM116 164V163H115ZM133 164V163H131ZM137 164V163H135ZM148 164V163H147ZM168 164V163H167ZM228 164V163H227ZM247 164V163H246ZM62 165V164H61ZM64 165V164H63ZM80 165V164H79ZM78 165V166H79ZM87 165V164H86ZM104 165V164H103ZM124 165V164H123ZM140 165V164H138ZM149 165V164H148ZM159 165V164H158ZM192 165V164H191ZM200 165V164H199ZM250 165V164H249ZM248 165V166H249ZM67 166V165H65ZM97 166V165H96ZM105 166V165H104ZM112 165L108 166L106 168L107 171L104 172V174H101V173H95L97 172V169L94 167L93 165V168L96 169V171L94 172L95 176L93 177L92 180L88 181L90 182L88 185L92 186V188H95L97 184L103 186L104 184H106V182H108L109 180L110 181H113L115 179H112L111 177H114L113 175L117 174L118 173V170L116 168H114L113 166L111 167ZM116 167V165H114ZM128 166V165H127ZM130 166V165H129ZM134 166V165H132ZM167 166V165H166ZM170 166V165H169ZM206 166V165H205ZM214 166V170L215 168H219L218 164L217 166H215V164L213 165ZM212 166V168H213ZM252 166V165H251ZM61 167V166H60ZM74 167V166H73ZM80 167V166H79ZM87 167V166H86ZM89 167V166H88ZM123 167V166H122ZM154 167V166H153ZM192 167V166H191ZM196 167H198L196 165ZM201 169L202 167L199 166ZM226 167V165H225ZM235 167V166H234ZM254 167V166H252ZM65 168V167H64ZM69 168V167H68ZM75 168V167H74ZM83 168V167H82ZM92 168V167H91ZM93 168L91 169L92 171ZM142 168H143V165H142ZM156 168V167H155ZM198 169V168H195V171L196 172L197 170L201 171V169ZM223 168V167H222ZM71 169V168H70ZM68 169V170H70ZM73 169V168H72ZM76 169H79L80 168H76ZM145 169V168H144ZM150 169V168H149ZM148 169V170H149ZM160 169V168H159ZM162 169V168H161ZM186 169V168H185ZM197 169V170H196ZM205 169V168H204ZM203 169V170H204ZM232 169V168H231ZM242 169V168H241ZM19 170V169H18ZM77 170V171H79ZM123 170V169H122ZM125 170V169H124ZM137 170V169H136ZM173 170V168H172ZM175 170V168H174ZM188 170H190L188 168ZM210 170V169H209ZM222 170V169H220ZM11 171V170H9ZM75 171V169H74ZM73 171V172H74ZM81 171V170H80ZM90 171V170H89ZM121 171V170H120ZM180 171V170H179ZM211 171V170H210ZM213 171V170H212ZM218 171V169H217ZM20 172V170L18 171V173ZM66 171H64L65 173ZM69 172V171H68ZM71 172V171H70ZM76 172V171H75ZM83 172V171H81ZM84 172H85V168H84ZM83 172V173H84ZM129 172V171H128ZM150 172V170H149ZM171 172V171H170ZM176 172V171H175ZM8 173V172H7ZM10 173V172H9ZM78 173V172H77ZM82 173V174H83ZM119 173H122L119 172ZM127 173V171H126ZM132 173V172H131ZM199 174V172H196ZM211 173H215L214 172H211ZM245 172L241 171V170H238L235 168H233L232 170L230 171H227L225 173V175L227 176V178L229 179L230 182H233L235 183V181H242V178L243 177H246V175L244 174ZM66 174V173H65ZM75 174V173H74ZM93 174V173H92ZM123 174H125V171L123 172ZM140 174V173H139ZM150 174V173H149ZM170 174V173H169ZM189 174V173H188ZM197 174V176H198ZM247 174V173H246ZM264 174V173H262ZM20 175V173H19ZM64 175V174H63ZM86 175V174H85ZM129 175V174H127ZM131 175V174H130ZM142 175V174H141ZM144 175V174H143ZM168 175V174H167ZM185 175V174H184ZM192 175V174H191ZM211 175V174H210ZM245 175V176H244ZM249 175V174H248ZM8 176V175H7ZM147 175L143 176V178H145ZM152 176V175H151ZM156 176V175H154ZM175 176V175H174ZM196 175H194L193 173V177H195ZM196 176V177H197ZM213 176V175H212ZM81 177V176H80ZM79 177V178H80ZM87 177V176H86ZM142 177V176H141ZM184 177V176H183ZM195 177V178H196ZM222 177V176H221ZM261 177V176H260ZM7 179V177H5ZM10 179V177H8ZM109 178V180H108ZM130 178V177H129ZM143 178L141 181H143ZM154 179L155 181V177H151ZM150 178V179H151ZM168 178V177H167ZM172 178V177H171ZM203 178V177H202ZM62 180V178H60ZM63 179H65L63 177ZM69 179V178H68ZM75 179V177H74ZM81 179V178H80ZM83 179V178H82ZM87 179V178H86ZM117 179V178H116ZM121 179V178H120ZM136 179V178H135ZM138 179V178H137ZM148 179V178H147ZM146 179V182H149L147 181ZM193 179V178H192ZM2 180V179H1ZM67 180V179H66ZM72 180V179H71ZM76 180V179H75ZM118 180V179H117ZM123 180V179H122ZM133 179H131L130 181L128 180V182H126V184H128L129 182L131 183ZM149 180V179H148ZM197 180V178H196ZM249 180V179H248ZM261 180V179H260ZM74 181V180H73ZM92 181V182H91ZM109 181V182H110ZM116 181V180H115ZM136 181V180H135ZM139 181V180H138ZM153 181V180H152ZM170 181V180H169ZM168 181V182H169ZM172 181V180H171ZM210 181V180H209ZM217 181V180H216ZM228 181V182H229ZM239 181V182H240ZM63 182L65 183V181L63 180ZM69 182H70V179H69ZM72 182V181H71ZM114 182V181H113ZM113 182H110L111 184ZM137 182V181H136ZM145 181H143L144 183ZM145 182V183H146ZM191 182H194V181H191ZM201 182V181H200ZM203 182V180H202ZM245 182V181H244ZM109 183V184H110ZM141 183V184H143ZM144 183V184H145ZM153 183V182H151ZM157 183V181H156ZM178 183V182H177ZM210 183V182H209ZM214 183V182H213ZM251 183V182H250ZM2 184V183H1ZM20 184V183H19ZM76 184V183H75ZM74 184V185H75ZM78 184V183H77ZM76 184V185H77ZM109 184H107L109 186ZM118 184V183H116ZM135 186L136 184L133 183ZM140 184V183H139ZM150 185V182L147 183ZM155 184V182H154ZM176 184V183H175ZM212 184V183H211ZM210 184V185H211ZM258 184V183H257ZM63 185V184H62ZM69 185V184H67ZM66 185V186H67ZM73 185V186H74ZM98 185V186H99ZM114 185V184H113ZM112 185L113 188H115L114 186ZM121 185V182L120 184ZM148 185V186H149ZM158 185V184H157ZM203 185V184H202ZM209 185V184H208ZM207 185V186H208ZM65 186V187H66ZM100 186V187H101ZM118 186V185H117ZM122 187H126L125 185H121ZM120 186V187H121ZM131 186V185H130ZM140 186V185H139ZM137 186V187H139ZM147 186V187H148ZM153 186V184L151 185ZM156 186V185H155ZM154 186V187H155ZM160 186V185H159ZM194 186V184H193ZM217 186V185H216ZM226 186V184H225ZM18 187V186H17ZM143 187V186H142ZM146 186L144 185V188ZM146 187V189H147ZM166 187V186H165ZM195 187V186H194ZM223 187V185H222ZM221 187V188H222ZM260 187V186H259ZM67 188V187H66ZM105 188V187H104ZM103 188V190H105ZM111 188V187H110ZM110 189V190H113ZM119 188V187H118ZM141 188V186H140ZM140 188H137V189H140ZM152 188V187H151ZM160 188V187H158ZM167 188V187H166ZM183 188V187H182ZM217 188V187H216ZM75 189H79L81 190V194L82 196H85V192L82 190V184L79 185V187H76ZM132 189V188H131ZM154 189V188H152ZM161 189H164V188H161ZM160 189V190H161ZM196 189V188H195ZM198 189V188H197ZM215 189V188H213ZM256 190V188H254ZM72 190V189H71ZM97 190V189H95ZM103 190L102 193H103ZM109 190V189H108ZM128 190V188H127ZM136 190V188H135ZM144 190V189H143ZM148 190V189H147ZM151 189H149L150 191ZM219 190V188H218ZM232 190V189H231ZM235 190V189H234ZM264 190V189H262ZM100 191V192H101ZM106 191V190H105ZM120 192V190H118ZM117 191V192H118ZM124 191V190H123ZM132 191V190H130ZM138 191V190H137ZM142 191V189H141ZM140 191V192H141ZM145 191V190H144ZM142 191V193L144 192ZM153 191V190H152ZM151 191V192H152ZM164 191V190H163ZM21 192V193H23ZM90 192V191H89ZM235 192V191H234ZM264 192V191H262ZM78 193L80 194V192L78 191ZM87 195H88V192H86ZM91 193V192H90ZM95 194V191L93 192ZM92 193V197H94V200L96 199V194L93 195ZM132 193V192H131ZM136 193V192H135ZM139 193V192H138ZM148 193V192H147ZM163 193V192H161ZM182 193V192H181ZM191 193V192H190ZM189 193V194H190ZM203 193V192H202ZM226 193V192H225ZM233 193V192H232ZM5 194V193H4ZM116 194V193H115ZM150 194V192H149ZM154 194V193H152ZM151 194V195H152ZM157 194V193H156ZM166 194V193H164ZM229 194V193H228ZM236 194V193H235ZM10 195V194H9ZM91 195V194H90ZM110 195V194H109ZM112 195V193H111ZM118 195V194H117ZM126 195V194H125ZM128 195V193H127ZM136 195V194H134ZM139 195V194H137ZM144 195V193H143ZM146 195V193H145ZM148 195V194H147ZM147 195L145 197H147ZM150 197L153 199V196ZM181 195V194H180ZM186 195V194H185ZM221 195V194H220ZM234 195V194H233ZM245 195V194H244ZM260 195V194H259ZM23 196V194H22ZM99 196V195H98ZM120 196V194L118 195ZM130 196V195H129ZM128 196V197H129ZM212 196V195H211ZM229 196V195H228ZM231 196V195H230ZM89 197V196H88ZM85 198L86 200L89 199V198ZM91 197V196H90ZM91 197V198H92ZM103 197V196H102ZM113 197V196H111ZM115 197V196H114ZM113 197V198H114ZM117 197V196H116ZM157 197V196H155ZM154 197V198H155ZM202 197V196H201ZM210 197V196H208ZM233 197V196H232ZM29 198V199H30ZM109 198V197H108ZM118 198V197H117ZM116 198V199H117ZM126 198V197H125ZM130 198V197H129ZM135 197H132L131 199H133ZM139 198V196H138ZM150 198V199H151ZM192 198V197H191ZM226 198V197H225ZM228 198V197H227ZM84 199V200H85ZM98 200L100 198H97ZM96 199V200H97ZM130 199V200H131ZM137 199V198H135ZM149 199V197H148ZM151 199V200H152ZM204 199V198H202ZM211 199V198H209ZM93 199L91 201H94ZM98 200H97V203H95V205L98 204ZM123 200V199H122ZM142 200V199H141ZM147 200V199H146ZM157 200V198L155 199V201ZM173 200V199H172ZM214 200V199H213ZM230 200V198H229ZM234 200V199H233ZM259 200V199H257ZM262 199H260V202H261ZM102 201H104L102 199ZM148 201V200H147ZM154 201V200H153ZM163 201V200H162ZM210 201V200H209ZM227 201V200H226ZM236 200H234L235 202ZM90 202V201H89ZM88 202V203H89ZM107 202V201H106ZM126 202V201H125ZM136 202V201H135ZM142 202V201H141ZM140 202V203H141ZM145 202V201H144ZM151 201H149L148 204H150ZM199 202V201H198ZM94 202H92L93 204ZM115 203V202H114ZM124 203V202H123ZM132 203V201H131ZM153 203V202H152ZM151 203V204H152ZM239 203V201H238ZM259 203V202H258ZM87 204V203H86ZM113 204V203H112ZM139 204V203H137ZM145 204V203H144ZM165 204V203H163ZM257 204V203H256ZM72 205V204H71ZM99 205V204H98ZM118 205V204H117ZM142 205V203H141ZM225 205V204H224ZM260 205V204H259ZM89 206V205H88ZM146 206V204H145ZM195 206V205H194ZM223 206V205H222ZM230 206V205H229ZM247 206V205H246ZM75 207V206H74ZM86 207V206H85ZM117 207V206H116ZM124 207V206H123ZM134 207V206H133ZM226 207V206H225ZM238 207V206H237ZM250 207V206H249ZM262 207V205H261ZM260 207V208H261ZM94 208V207H93ZM99 208V207H98ZM102 208V207H101ZM173 208V207H172ZM186 208V207H185ZM189 208V207H188ZM198 208V207H197ZM259 208V207H258ZM78 209V208H77ZM217 209V208H216ZM222 209V208H221ZM94 210V209H93ZM115 210V208H114ZM123 210V209H122ZM130 210V209H129ZM140 210V209H139ZM138 210V211H139ZM161 210V209H160ZM210 210V209H209ZM264 210V209H262ZM1 211V209H0ZM4 211V210H2ZM37 211V210H36ZM86 211V209L84 210ZM101 211V209H100ZM148 212V210H146ZM97 212V211H96ZM113 212V211H112ZM144 212V210H143ZM160 212V211H159ZM169 212V211H168ZM192 212V211H191ZM226 212V211H225ZM1 213V212H0ZM81 213V212H80ZM95 213V212H94ZM115 213V212H114ZM129 213V212H128ZM150 213V212H149ZM201 213V212H200ZM257 213V212H256ZM73 214H77L76 210L74 209L73 211ZM144 214V213H143ZM191 214V213H190ZM260 214V213H259ZM5 215V214H4ZM7 215V214H6ZM81 215V214H80ZM79 215V216H80ZM98 215V214H97ZM110 215V214H109ZM127 215V214H126ZM131 215V213L129 214ZM139 215V214H138ZM149 215V214H148ZM261 215V214H260ZM111 216V215H110ZM168 216V215H167ZM166 216V217H167ZM189 216V215H188ZM195 216V215H194ZM250 216V215H249ZM81 217V216H80ZM92 217V215H91ZM169 217V216H168ZM190 217V216H189ZM256 217V216H255ZM112 218V217H111ZM117 218V217H116ZM125 218V217H124ZM162 218V217H161ZM177 218V217H176ZM215 218V217H214ZM231 218V217H230ZM244 218V217H243ZM1 219V218H0ZM10 219V218H9ZM63 219V218H62ZM103 219V218H102ZM123 219V218H122ZM192 219V218H191ZM253 219V218H252ZM258 219V218H257ZM6 220H8L6 218ZM4 218H3V221H6ZM80 220V219H79ZM78 220V221H79ZM105 220V218H104ZM102 220V221H104ZM133 220V219H132ZM144 220V219H143ZM201 220V219H200ZM1 222H3L2 220H0ZM82 221V220H81ZM93 221V219H92ZM131 221V220H130ZM169 221V220H168ZM193 221V220H192ZM233 221V220H232ZM15 222V221H14ZM153 222V221H151ZM254 222V221H253ZM12 223V222H11ZM79 223V222H78ZM85 222L82 223V225L84 224ZM132 223V222H131ZM164 223V222H163ZM221 223V222H219ZM239 223V222H238ZM5 224V223H3ZM2 224V226H0L1 230H7V229H3L2 227L4 228H7V226H4ZM10 224V223H9ZM49 224V223H47ZM74 225V223H72ZM97 224V222H96ZM110 224V223H109ZM153 224V223H152ZM158 224V223H157ZM160 224V223H159ZM192 224V223H191ZM6 225V224H5ZM55 225V224H53ZM78 225V224H77ZM80 225V226H82ZM85 225V224H84ZM87 225V224H86ZM108 225V224H107ZM126 225V224H125ZM166 225V224H165ZM9 226V225H8ZM17 226V225H16ZM100 226V225H99ZM117 226V225H116ZM119 226V225H118ZM124 227V225H122ZM158 226V225H157ZM160 226V225H159ZM167 226V225H166ZM171 226V225H170ZM247 226V225H246ZM20 227V226H19ZM31 227V226H30ZM79 227V226H78ZM86 227V226H85ZM127 227V226H126ZM137 226H135V229H136ZM169 227V226H168ZM220 227V226H219ZM259 227V226H258ZM9 229H11V227H8ZM14 228V227H13ZM29 228V227H28ZM88 228V227H87ZM92 228V227H91ZM104 228V227H103ZM109 228V226H108ZM107 226H106V229H108ZM119 228V227H118ZM128 228V227H127ZM126 228V229H127ZM134 228V227H133ZM157 228V227H156ZM22 229V228H21ZM32 229V227H31ZM47 228H45L46 230ZM79 229V232H80V228ZM110 229V228H109ZM138 229V228H137ZM152 229V228H151ZM13 230V229H12ZM19 231V229H17ZM16 230V231H17ZM34 230V229H33ZM37 230V229H36ZM44 230V229H43ZM112 230V229H111ZM129 230V229H128ZM147 230V229H146ZM171 230V229H170ZM224 230V229H223ZM9 231V230H7ZM23 231H26V230H23ZM136 231V230H135ZM166 231V230H165ZM173 231V230H172ZM2 234L3 231H0ZM6 232V231H5ZM14 232V230H13ZM11 232V233H13ZM32 232V231H31ZM31 232H28V234H31ZM34 232V231H33ZM32 232L31 235L33 236H29L27 233L23 232L22 235L19 234V235H16V232L14 235L16 236H10L8 235L7 233V236L5 235V233L3 232L4 235H0V240L4 239L5 243L6 241H10V242H16L15 244V248H16V245L19 244V246L22 244H25L28 245V246H32V244L35 246L36 244L40 246V243L42 240H45L44 238L40 239L39 238V234L38 233H35L36 235H38V237L36 235H34ZM42 232V231H41ZM92 232V231H91ZM107 232V231H106ZM168 232V231H166ZM175 232V231H174ZM9 233V232H8ZM26 235H25V234ZM113 233V232H112ZM138 233V232H137ZM173 233V232H172ZM46 234V232L44 233ZM93 234V233H92ZM108 234V233H107ZM116 234V233H114ZM164 234V233H163ZM185 234V233H184ZM56 235V234H55ZM90 235V233H89ZM110 235V234H109ZM167 235V234H166ZM237 235V234H236ZM48 236V235H47ZM111 236V235H110ZM117 236V235H115ZM137 236V235H136ZM196 235H192L191 237H188L185 238V245L182 243V245H184V247L182 248L181 246L179 249L181 252V254H183L182 258L181 256L179 258H177V260L179 259V262L182 263V262H188L190 261L192 264H208L210 261V259H212V257H210L209 255L206 256L205 258L202 257L201 255L203 253H207L208 252V245L206 243H204L203 241H198L196 238H195ZM41 237V236H40ZM52 237V236H51ZM56 237V236H55ZM59 236L57 235V238ZM79 237V236H78ZM88 237V236H86ZM166 237V236H165ZM50 238V237H49ZM60 238V237H59ZM81 238V237H80ZM99 238V237H98ZM114 238V237H112ZM117 238V237H116ZM158 238V237H157ZM222 238V237H221ZM253 238V237H252ZM56 239V238H55ZM62 240V238H60ZM107 239V238H106ZM122 239V238H120ZM171 239V237H170ZM199 239V238H198ZM1 242L3 243L4 241ZM53 240V239H52ZM58 240V239H56ZM79 240V239H78ZM81 240V239H80ZM83 240V238H82ZM81 240V241H82ZM95 240V239H94ZM114 240V239H113ZM46 241V240H45ZM85 241V240H83ZM99 241V240H98ZM217 241V240H216ZM0 242V244H2ZM59 242V240H58ZM63 242V240H62ZM116 242V241H115ZM173 242V241H172ZM3 243V244H5ZM9 243V242H8ZM7 243V244H8ZM60 243V242H59ZM79 243V242H78ZM103 243V242H102ZM113 243V241H112ZM171 243V242H170ZM174 243V242H173ZM2 244V246H4ZM31 244V245H29ZM70 244V243H69ZM6 245V244H5ZM22 245L20 247H22ZM63 245V244H62ZM79 245L81 246V244L79 243ZM118 245V244H117ZM142 245V244H141ZM166 245V244H165ZM207 245V246H206ZM210 245V244H209ZM1 246V250L3 249V247ZM14 246V245H13ZM61 246V244H60ZM88 246V244H87ZM178 246V245H177ZM29 247V248H30ZM33 247V246H32ZM42 246L38 247L37 248H40L41 249ZM86 247V246H85ZM99 247V246H98ZM116 247V246H115ZM8 248V246L6 247ZM27 248V247H26ZM37 248H30V252L27 253L29 254V258L31 260L33 259H36L37 257H39V250ZM89 248V247H87ZM166 248V246H165ZM254 248V247H253ZM9 249V248H8ZM11 246H10V251L12 252L11 250ZM123 249V248H122ZM177 249V248H176ZM15 250V249H14ZM18 250V248H16V251ZM93 250V249H92ZM116 250V249H114ZM113 250V251H114ZM162 250V249H161ZM27 251V249L25 250V252ZM29 251V250H28ZM42 251V249H41ZM53 251V249H52ZM87 251V250H85ZM84 251V252H85ZM91 251V250H90ZM20 252V251H19ZM44 254L46 253V257L48 256L47 252L45 251H42ZM55 252L58 257H59V260H60V257H61V254H62V251L60 250H55L53 251ZM64 252V251H63ZM82 252V254L84 253ZM106 252V251H105ZM111 249H110V253H111ZM210 252V250H209ZM208 252V254H209ZM212 252V251H211ZM2 254L1 255V252H0V260L2 262H4V257L6 256V253H5V250L2 251ZM13 253H15V251H13ZM18 253V252H17ZM42 253V255H43ZM54 253V254H55ZM89 253V252H88ZM100 253V252H98ZM105 254V256H103L101 254V256H97V258L93 261H90L88 264H116V262L119 260V258L117 259V257H115L116 261L112 262L111 263V260L113 259V254ZM114 253V252H113ZM128 253V252H127ZM132 253V252H131ZM161 253V252H160ZM255 253V252H254ZM11 254V253H10ZM9 254V255H10ZM19 254V253H18ZM22 254V253H21ZM87 254V252H86ZM86 254H85V259H86ZM115 254V253H114ZM133 254V253H132ZM227 254V253H226ZM5 255V256H3ZM14 255V254H13ZM12 255V256H13ZM16 255V254H15ZM41 255V256H42ZM97 255V254H96ZM107 255V256H106ZM249 255V254H248ZM28 256V255H27ZM66 256V255H65ZM83 256V255H82ZM95 256V255H94ZM118 256V255H116ZM130 256V255H129ZM135 256V255H134ZM234 256V255H233ZM236 256V255H235ZM245 256V255H244ZM8 257V256H6ZM44 257V255H43ZM83 257V258H84ZM128 257V256H127ZM9 258V257H8ZM28 258V260H30ZM66 258V257H65ZM132 258V257H131ZM134 258V257H133ZM215 258V257H214ZM7 259V258H6ZM11 259V258H9ZM23 259V258H22ZM39 259V258H38ZM36 259V260H38ZM64 259V258H63ZM69 259V258H68ZM67 258L65 260H68ZM89 259V258H88ZM127 259V258H126ZM237 259V258H236ZM240 259V258H239ZM12 260V259H11ZM17 260V259H16ZM24 260H26V257L24 256ZM30 260V261H31ZM35 260V261H36ZM44 260V258H43ZM46 260L49 261V259L46 258ZM46 260H44V263H46ZM58 260V259H56ZM123 260V259H122ZM185 260V261H184ZM47 261V262H48ZM62 261V260H61ZM64 261V260H63ZM128 261V260H127ZM138 261V260H137ZM11 262V261H10ZM21 262H24V261H21ZM27 262V260H26ZM59 262V261H58ZM87 262V261H86ZM125 262V260H124ZM123 262V263H124ZM178 262V261H177ZM185 262V263H186ZM7 263V262H5ZM25 263V262H24ZM33 263V261H32ZM43 263V264H44ZM61 263V262H60ZM71 263V262H69ZM118 263V262H117ZM122 263V264H123ZM128 263V262H127ZM213 263V262H212ZM211 263V264H212ZM227 263V262H226ZM235 263V262H234ZM3 264V263H2ZM23 264V263H22ZM26 264V263H25ZM36 264V263H34ZM47 264V263H46ZM49 264V263H48ZM62 264H65V263H62ZM67 264V263H66ZM73 264V263H71ZM126 264V262H125ZM129 264V263H128ZM175 264V263H174Z\"/></svg>","mask_w":264,"mask_h":264}]
</instances>
